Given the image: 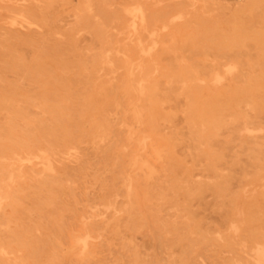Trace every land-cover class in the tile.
Returning a JSON list of instances; mask_svg holds the SVG:
<instances>
[{"label":"rangeland","instance_id":"1","mask_svg":"<svg viewBox=\"0 0 264 264\" xmlns=\"http://www.w3.org/2000/svg\"><path fill=\"white\" fill-rule=\"evenodd\" d=\"M38 4H39L40 8H39ZM17 6H18V9L20 7H21V9L18 10L16 8ZM32 6H35L36 9L34 10V8ZM0 7H1L0 8V43L4 41L3 42L4 44L1 43V45H0V77H1L0 78V92L2 91L1 93L3 96V98H2L0 95V101H2V99L6 100V98H7L8 100L1 103V104H3V103H7L8 101H10L9 99H11V103L8 102L9 103L8 107L6 106L7 104H4V105L0 104L2 106V108L4 107L2 109L0 106V108L3 110V111L0 110L1 111L0 112V125L2 126L3 124H5V125H3L2 128L0 127V131H2L4 128L8 129L9 125L15 124L14 126L16 128L18 127V130H16V131H18V133L21 134V133H23V130H24V132H26V131L28 132V127L30 128L32 125L33 127H31V128L36 130V131H34V130L32 131V130H30L31 128L29 129V131H30L29 134L34 132L33 133L34 136L31 135V137L32 136L33 137L32 138L30 137L31 139H33V143L37 144V142H40L39 140L42 139L41 140L42 144L39 143L40 145L39 144L35 145V148H37L36 146H38V145L40 146V148H43V149H45L46 147L48 148V147H52L55 145L54 147L58 151V153H56L55 156L53 157V161L55 162V164L52 161V163L54 164V165L52 164L53 167L51 166L52 171L50 169H46V170L42 171V169H43L42 165L38 164L35 169L41 173H37L34 177H30V178L24 177L18 184V187L20 186L19 190H21L22 188L25 187V188L29 189V192L27 189L25 190V188L22 189V191L18 190L17 195L15 197L16 199H14L16 201V203H18L17 204L18 206L14 202L13 205L9 204V205H11V207L10 206L6 207V215L7 216L5 215L6 217L4 219L6 221L0 222V223H5V225L0 224V234L2 233L0 235L1 236L0 238L2 239L4 235L6 236L8 234L6 237L4 236V238H5L4 241L6 242V240H7L8 243L13 241L11 244L9 243L10 245H12L11 249H12V247H14L13 248L14 250H17L18 252H20V253H18L15 251L14 252L15 255H16V253H17V255H20V256L24 254L23 258L27 259L32 264H33L34 260H35V264H59V260H61L60 264H62V263L63 264H240V263L246 264V261L249 262L247 264H260V254L262 252H264V250H263L264 238H262V235H264V187H263L264 186V107H263L264 106V104H263L264 103V91H263L264 90L263 89V87H264V0H11V1L10 0H0ZM8 7L10 8V10H8L9 9ZM11 7L12 8L14 7L13 8L14 12H13ZM30 7H32L33 9H31ZM119 7H121V8H119ZM135 7L139 11H135L136 10V9L134 10ZM137 7H140V8L142 7L141 8L142 10L140 8H137ZM6 8H8V9H6ZM24 8H26V9H24ZM28 8H30V9H28ZM37 8H39L40 10ZM145 8H146V10H145ZM143 9L146 11V13L150 12V14L145 15V13H144L145 11ZM15 10H16V12H15ZM37 10H38V12H36ZM97 10H99V12ZM26 11L29 12L30 14L27 13ZM132 11L134 14L132 13ZM32 13H34V15H36V16H34ZM35 13H39V14H35ZM135 13L137 15H135ZM28 14H29L30 18H27ZM20 15H21V17H20ZM132 16H134V18ZM145 16H148L149 21L148 20L147 21L149 22L150 25L146 24L147 21L145 19L146 18ZM149 16H151V19L149 18ZM116 17H118V18L120 17V19H117ZM31 18H33L32 21H31ZM139 19H141V21H139ZM143 19H145L144 21H146V23H144V25H143ZM152 19L156 20V21L150 23V21H152ZM34 20H37L38 23H36ZM120 20L123 23L119 22ZM133 22H134V26H133ZM26 24L28 25L27 27H26ZM120 24L124 25V27L121 26ZM140 24H141V26L142 25L143 26L139 27ZM105 25H107L106 26L107 28L105 27ZM137 25H138V27H136ZM145 25L148 26L147 27L148 31L145 30V27H146ZM143 27H144V29H143ZM99 28H101V30L103 29L105 31H101V30H99ZM125 29H127L128 31ZM135 29H138V31L136 32ZM245 29H246V31H245ZM140 30H142V31L139 32ZM100 31L102 33L106 32V34H104V33L100 34ZM124 31H126V32H124ZM143 31H144V33H143ZM9 32H10V34H9ZM12 32H13L14 37L12 36ZM7 33H8V35H7ZM119 34H120V36H119ZM101 35H105V37H103ZM106 35L107 36L114 35L115 37L117 35L118 37L115 38L114 36H112L114 38L111 39L110 38L111 36L107 37ZM139 35H140V37H139ZM11 36L13 38H11ZM259 36H260V38H258ZM2 37H4V39ZM5 37L9 38V40ZM100 37H101V39H100ZM1 38H2V40H1ZM119 38L122 41H120ZM5 39H7V40H5ZM103 39H104V42H103L104 44L101 45L100 43L103 41ZM113 39H115L117 42L114 43L115 40L113 41ZM130 39L133 42L130 41ZM136 39H139V40H136ZM100 40H102V41L100 42ZM118 40H119V42H118ZM123 40H126L127 43H129V44L126 45V43H124L125 41H123ZM153 40H154L155 44L157 43L156 45L152 42ZM109 42H110L111 47H114V48L118 44L117 47L119 46V48L123 49L124 50L123 53H126V51L128 52L129 49H130V51H129L130 53L133 51L131 53V55H133L134 53L136 54L138 52V54L140 56L138 54H136L138 56L137 57L134 54L137 58H134L135 57L134 55H133L134 57L131 56L132 59L134 58L133 59L134 62L131 59V61H132L131 66L133 68H137V66H139V65L140 66L146 65L151 70L153 68L154 69L157 68V69H155L157 71H154V69L152 71H149L150 72L149 73V80H148L147 84L151 83L150 85L155 86L156 90H157V87H159V83L162 84V85L160 84L161 88L163 86L166 87L169 85L168 86L169 88L167 87V93L164 92L165 88L164 89L162 88L163 89L162 90L159 87V90H157V92H159L160 90H161V92L162 91L164 92V94H165L164 96H163V93L161 94V96H163L164 98L160 96L161 92L158 94L155 91L156 93L153 97L154 99H151L152 103L148 99H143L139 102V105L142 107V109H144L143 110V112H144V115H143L144 123H143V125H142L143 127H141V129L146 130L147 132H149V131L152 132L154 139L158 138V139H156V142L158 144L157 143L154 144V147L158 152L159 151L162 152L161 149L163 148V153H165L164 152L165 149H166V152L168 153V154L167 153L164 154V155H166V157L168 155V157H167L168 160H167L166 157L162 155L163 153L159 152V154H161V157L163 156V158H162L163 160L161 159V157L158 156L159 158H157V159L160 161H158L157 159H156L157 162L155 159L150 161L151 170H149L145 166H139V165L135 164V162L133 161L135 157H140V156H138L139 152L134 150L135 144H134V141L131 140L130 129H129L130 127L136 126L135 121H134V115L129 109L132 102H138V99H136L137 95L135 93H132L131 95L130 94H125V95L123 94L120 96H116V95H114L113 92L110 93L111 90L109 89L110 92H106L107 90L105 91V93H108L109 96L99 95L98 97L100 99H98V97H97V100H99V101L96 102L95 106L100 107L98 109L99 112L97 110H95V108H93L94 109V111H93V109L91 110V109H87L88 107H83V106H86V105H84V102H86V99L84 100V97L87 98V96L91 95L94 92V89L96 86H99V85H102V83L103 84L105 83L106 85H104V86L107 87L111 83L119 84L120 82L125 83V81H126L125 77H127V75H126L127 73H126L125 68H123V67H125L123 64L124 60L122 58L123 53L122 52L119 53V50L117 51V48L114 49V48L109 47ZM120 42L124 43V44H122V46L124 45L125 47H120V45H121ZM7 43H8V45H7ZM9 43L12 46L9 45ZM141 43L145 46L141 45ZM5 44L7 47H11V49L7 48V47L5 48V46H4ZM96 44H98V45L96 46ZM153 44H154V46L152 47ZM99 45L101 46V48H99L100 47ZM107 45L111 49V51L109 48H107ZM103 46H106V48L105 47L103 48ZM127 46H128V49L125 50V48H127ZM135 46L137 49H138V46H140V47L137 50L136 48H133ZM145 48L147 50L146 55L144 54L146 51V50H144ZM99 49H101V50H99ZM15 50H16V54H13V53H15ZM97 50H99V51H97ZM102 50H104V51L102 52ZM9 51L13 52V53L11 54ZM91 52H93L94 54L92 53L93 54L92 55ZM108 52H109L110 56H108L109 55ZM148 52H150V53H148ZM9 53H10V55H9ZM17 53H20V54H17ZM95 53L97 54V56ZM101 53L103 54V56ZM36 54L37 55L39 54L40 57L37 56ZM42 54H44L45 56ZM98 54L99 55L101 54L100 60H98V58H100ZM111 54L112 55L114 54L115 56L113 55L114 56L113 57V56H111ZM153 54H156L157 57L154 56ZM18 55L20 56V59H19ZM21 55L22 56L24 55V57L27 60L24 58L25 61L22 62L23 58ZM41 55H42V58H41ZM88 55L89 56L92 55V57L93 56L94 57L93 58L90 57L91 58L90 59ZM120 55H121V57L119 58ZM143 55H145V56H143ZM11 56H13V58ZM76 56H77V58H76ZM107 56H108V58H107ZM43 57H45L46 60ZM53 57H54V59H53ZM55 57L58 60L55 59ZM112 57H113V61H111ZM116 57L118 59H115ZM141 57L144 59V62H141V61H143V59ZM144 57L147 59L145 60ZM5 58H7V60ZM10 58H12V60ZM14 58H15V61H18V60H21V61L16 62L17 65H14L15 64V62H13ZM37 58H38V60H37ZM48 58L49 59L51 58V61ZM78 58H80V61ZM83 58H84V60H83ZM88 58L90 60H88ZM121 58H122V60H121ZM34 59H36V60H34ZM65 59L68 62H66ZM8 60H11L12 62L8 63ZM55 60H57L58 66H56L57 62H55ZM63 60H64V63L66 62V64H63ZM82 60L85 62L81 63ZM136 60L138 61L137 63H136ZM5 61L9 64V66L7 63L6 64L4 63ZM38 61H40V62H38ZM70 61H72L74 64H77L78 66L74 65ZM92 61H93V65H94L93 67L96 68L97 70L93 69L92 63H91ZM98 61L101 63V65H100V63H98ZM121 61H123V62H121ZM21 62H22L23 66L20 65ZM33 62H35V63H33ZM76 62H78L79 64ZM31 63L34 64L33 65L34 67L31 65ZM67 63H69V64L72 63V64H70L68 66ZM88 63H91V64H88ZM115 63H116V65H115ZM120 63H122V64H120ZM10 64H12L13 66L10 67ZM25 64H28V66H26ZM83 64H85V65L87 64L86 66L88 67V65H89V67L85 68L84 67L85 65L82 66ZM118 64H119V67L120 66L122 67V69H121V67L120 68L118 67ZM48 65L49 66L51 65L50 66L51 68L47 67ZM72 65H73V67L71 68L70 66H72ZM15 66H19V67H15ZM40 66L41 67L44 66L43 68L47 67L44 70V72L48 73V74L47 73L45 74V76L47 75L46 79L44 78V72H42L43 68H40ZM105 66H106V68H105ZM115 66H117L118 68ZM7 67H10V68L8 69ZM24 67H25V70L27 71V73L24 72L25 71ZM30 67H31V69L29 70L28 68H30ZM65 67H66V69H65ZM69 67L71 69V72H70ZM189 67L192 71L186 70L187 73H185L186 71H184V70L187 68L189 69ZM52 68H53V71L51 70ZM61 68H63L64 70H62ZM166 68H167V72L172 70L171 73L170 72L165 73ZM193 68L196 70H194ZM13 69H16V71ZM18 69L20 70V72L18 71ZM84 69H86V70H84ZM182 69H184V70H182ZM31 70H33V71L39 70L36 73H39V72L40 73L36 74V76H35L33 73H31ZM49 70H50V72H49ZM112 70H114V71H112ZM65 71H67V72L65 73ZM76 71H77V73H76ZM107 71L110 74L108 73V75H107L106 74ZM160 71L164 73V74H162L161 78L159 77L160 75L157 73ZM179 71H181V72H179ZM193 71H194V73H192ZM198 71L201 73L203 72V75L200 73L201 77H200V75L199 76L197 75L199 73ZM207 71H208V73H207ZM15 72H17V73H15ZM116 72L118 74H116ZM161 72H160V74H161ZM173 72L175 73V75L173 74ZM188 72H191L194 77L196 75V77L194 78L195 80L193 82H191L193 79H191L189 81V79L193 76L190 77ZM29 73H30V75H29ZM100 73L101 74L104 73L103 74L104 76L100 77L99 76ZM122 73H124V74H122ZM176 73H178V74H176ZM183 73H184V77L187 78V76H189L188 77L189 79L185 78L184 81H187L185 83H183L184 82L183 81V79H184ZM204 73L206 75L208 74L209 77H206V75ZM220 73H222V74H220ZM166 74H168V75H166ZM169 74L172 76L174 75L175 76L174 79ZM185 74L187 76H185ZM24 75H26L29 79ZM92 75H94L93 77H97V76H99V77H97L98 79L97 78L95 79L92 77ZM163 75L164 76L166 75V77L163 78L164 77ZM118 76H120V78L121 77H123V78L120 79ZM197 76L199 77V79ZM91 77H92V80L90 79ZM170 77L172 78V81H171ZM180 77L182 79L181 81L179 79ZM30 78L31 79L34 78V79H32V81H31ZM53 78H54V81H53ZM81 78H83V79L81 80ZM201 78H203V80H200ZM204 78H207V79L205 80ZM2 79L5 82L1 83ZM35 79H36V82H34ZM42 79H43L42 82L45 83L46 85H44L41 82ZM47 79L51 80V81L49 82V81H47ZM68 79H70V80H68ZM79 79H80V81H82L81 83L84 85H85L86 81L87 82L89 81V82L86 83V85L84 86L80 83ZM88 79H90L91 81ZM100 79L102 81H100ZM11 80L14 82H11ZM55 80H57V82ZM83 80H84V82H83ZM118 80H119V82H118ZM169 80L171 83L169 82ZM71 81H72V83H71ZM93 81H94V83H92ZM149 81H152V82L149 83ZM54 82H56V83H54ZM156 82L158 83V86L156 85L157 84ZM179 82L183 83L181 86L183 89H181V88L178 89V87H176V86L180 87L181 83H179ZM238 82H240V83H238ZM251 82H252V85H251ZM254 82H256L257 84ZM38 83H40L41 85L43 84V85L42 86L40 84L38 85ZM61 83H63V84H61ZM90 83H92V84H90ZM195 83L196 84L200 83L197 85L201 89L200 91L197 90L198 89L197 86L195 87V85H196ZM249 83H250V85H248ZM259 83H260V86H259ZM76 84L79 85L80 87L77 86ZM97 84H99V85H97ZM164 84H166V85H164ZM242 84H243V88H245V89L241 88ZM261 84L263 87H261ZM1 85H3V86L1 87ZM15 85L19 86V88ZM73 85L74 86L76 85V86L73 87ZM190 85H191V87H190ZM192 85L194 88L192 87ZM257 85L259 86V88L257 87ZM24 86H25V88H24ZM61 86H62V88H61ZM188 86H189V89L192 88V89H190L192 91L187 89ZM224 86L226 88V90H225L226 92L224 91V89H225V88H223ZM250 86H252V87H250ZM6 87L8 89L9 88L10 89L4 90L3 88H6ZM201 87H203V88H201ZM1 88H2V90H1ZM11 88L15 89L14 91L16 92V94ZM76 88L77 89L79 88L78 89L79 94L77 93ZM240 88H241V90H243V91H240V93L242 92L241 94L239 93ZM256 88H258L260 91L262 90L263 93H261L262 91L261 92L257 91L258 89H256ZM16 89H18V92L16 91ZM25 89H27L29 91H27V90L25 91ZM35 89H37V90H35ZM81 89L83 90V93H82ZM84 89H86V90H84ZM168 89H170V90H168ZM6 90H7V92H5ZM176 90H178V91H176ZM185 90H187V91L184 93L183 91H185ZM212 90L214 92H211ZM232 90L234 93L231 92ZM237 90H238L239 94L237 93ZM244 90L247 92V94ZM255 90H256V93H255ZM11 91H13V93H11ZM197 91L199 93H201V96L199 95V93ZM217 91L219 93H222V95L224 94L223 96L228 95L227 98L226 97L221 98V94L218 95L219 93H216ZM227 91H229V92H227ZM72 92H74V93H72ZM210 92L212 94V97H214L213 93H215L214 98L211 97ZM18 93H19V95H17ZM42 93H44V94H42ZM56 93L58 96L56 95ZM186 93H188V94H186ZM228 93L230 94V98H228L229 97ZM236 93L239 95V97H237ZM258 93H259V95H258ZM32 94H34V96H32ZM36 94H37V96H36ZM39 94H40V97H39ZM49 94H51L53 96H50ZM74 94H75V96H74ZM82 94H83V96L86 94V96L83 97ZM234 94L236 95V97ZM112 95L115 98L112 97ZM189 95H191L193 98L190 96L191 98L189 99ZM194 95H195V97H194ZM208 95H210V96L208 97ZM18 96L24 100L21 101L19 98L20 102L17 101ZM27 96H29L28 98H30V96H32V98L34 97L33 98L34 102L37 101L36 97H38L39 98L38 101L41 102L40 104L38 102V104L40 106H38L37 102L35 104L33 102V99H31V98L28 99ZM73 96L76 100L73 98ZM76 96H77V98H76ZM216 96L218 98H221V100L223 99L222 103L225 102L227 104V103H230L232 101V104L230 103L231 105L230 104L225 105V103L222 104L221 100L219 99V101H218V102H220L219 105H221V104H222L221 106L224 105L222 108H225L227 106V109H225L226 111L222 112L221 106H219L218 107L219 109H217V106H218L217 103L218 102L216 103V101L218 99L215 100ZM242 96L245 97V99H243L244 101H242V98H244ZM253 96H254V98H253ZM255 96H256L257 100L259 98L258 101L255 99ZM262 96H263V100L261 99ZM50 97H53V98H50ZM105 97H107L108 99H106ZM210 97L212 98V101L209 100L210 101L209 102L208 99ZM234 97L237 100H234L235 99ZM186 98L188 100V103L190 102L189 104H187ZM194 98H195V100H193ZM232 98H234V99L230 100ZM238 98L239 99L241 98V100H239ZM12 99H13V101H12ZM70 99L72 101L75 100L76 103H74L75 101L70 102L71 101ZM80 99H81V101H80ZM110 99H111V101H109ZM201 99L202 100L204 99V100L201 101ZM227 99L230 102H226V101H228ZM250 99L252 101L254 100L255 103L251 102ZM28 100H29V103H28ZM116 100L119 101V103H117ZM162 100L163 101L165 100V102L164 103L160 102ZM77 101H78L79 105H81V103H83L82 104L83 106L76 105ZM124 101H126V102H124ZM157 101H159V102H157ZM195 101H198L199 102L198 105L199 104L202 105L201 107H203V108L207 106L206 104H209V103L211 105L214 104L213 105L214 110L212 113L214 115L215 114H217V115L215 116V118H214V115H212L213 118L215 119V123L213 125V128H211L212 130L209 129L208 126L204 127L201 120L196 121L199 119L194 118L193 117L194 113L189 112V111H193V109L195 107V104H194ZM207 101H208V103H207ZM235 101L236 102L238 101L237 104L240 103L237 105L238 107L234 106V105H236ZM248 101H249V103H248ZM42 102H44L45 104ZM106 102H108V103L106 104ZM15 103H16V105H15ZM71 103L74 104V107L76 106L75 109L72 108L73 105L71 106ZM154 103L156 105L159 103L157 105L158 107ZM251 103H252V105H250ZM17 104H19V105H17ZM32 104H33V107H32ZM150 104H152V105H150ZM190 104H192V105H190ZM203 104L206 106H204ZM14 105H15V108L13 107ZM41 105H43V106L41 107ZM102 105L105 106L106 108L103 107ZM119 105H120V107H119ZM147 105H149V107L150 106L151 107L153 106V107L148 109ZM188 105H190V106H188ZM258 105H259V108H261V109L258 108ZM22 106H24V107H22ZM109 106H110V108H109ZM10 107H11V109L9 110V112L11 111L10 112L11 115L9 114L8 111H5V110H8V108H10ZM39 107H41L42 109H39ZM70 107H71V109H70ZM256 107H257V109L254 110ZM16 108H18L20 111ZM20 108H23V109H20ZM43 108H46V109L43 110ZM47 108H49V109H47ZM103 108H104V111H106V110L107 111L104 112ZM228 108L229 109L233 108V109L228 110ZM13 109L15 110V112H16V110H18L19 112H16L13 114V112H14ZM26 109H27V111H26ZM156 109H158L157 112H156ZM189 109H191V110H189ZM28 110L30 111V114H28V116H26V114L29 113ZM58 110L61 112H59ZM71 110L72 111L74 110L75 113L77 112L76 114H78V115H75L74 111L72 113ZM218 110L220 112H222L223 115L225 113L229 114L228 111H231L232 117H234V118L231 119V114L230 115L225 114V116L223 117L222 114L218 113L219 112ZM253 110L257 111V112L255 113ZM24 111H26L27 113L25 112L26 113L25 114ZM42 111H43V113H42ZM80 111H82L81 114H80ZM86 111H88L89 113H86ZM214 111H216V113H214ZM233 111H235V113ZM239 111L242 112V114ZM20 112H23L25 117L23 115H20L19 114ZM39 112H40V114H39ZM102 112H103V114H102ZM110 112L112 113L111 114L112 116H109ZM146 112H147V114H146ZM160 112L163 114L161 115ZM47 113H49L50 115H47ZM90 113H93V114L90 115ZM99 113H101L102 116ZM236 113H237V116H236ZM8 114L10 116L13 115L14 118H13V116L10 118L8 116ZM85 114L87 116H85ZM88 114H89V116H92V115H94V116H92V118H89ZM97 114L101 117H99ZM114 114H116V115H114ZM122 114H123V116L121 117ZM157 114L159 116H157ZM191 114H192V116H191ZM210 114H209V116H210ZM33 115H34V117L38 115L36 118H41V119L40 120L36 119V118L32 117ZM45 115H47L46 117L51 116L53 118H51V117L46 118ZM56 115H58V116H56ZM69 115H72V116H69ZM73 115H75V116H73ZM81 115H82V117H81ZM119 115H120V118H119ZM218 115L220 118L218 117ZM19 116H22L24 119L22 117H20V119H19ZM96 116H98V118ZM212 116H211V118H212ZM16 117L18 118L17 119L18 121L16 120ZM30 117H31L30 120H32V118H33V120H32L33 122L30 120L26 121ZM151 117H152V119H151ZM221 117H223V118H221ZM239 117L242 119L240 120ZM21 118H22V120H21ZM75 118H77L78 120ZM84 118H85V122H84ZM213 118H212V120H213ZM235 118H237L240 121L236 120ZM246 118H248V119H246ZM34 119H35V121H34ZM43 119H45V120L43 121ZM50 119H52V121ZM62 119H63V122H62ZM111 119L114 121L111 122ZM193 119L195 122L193 121ZM219 119L220 120L222 119V121H223L222 125H221L222 121H221V123L218 122ZM11 120H13L14 123ZM41 120H42V122H39ZM48 120H49V122H48ZM117 120L118 121L121 120V121L118 122ZM123 120L125 122H123ZM246 120H248V121L246 122ZM53 121L56 123H54ZM235 121H237V122H235ZM28 122H31V125ZM45 122H46V126H48V124L51 123L50 126H48V127H50V130H48V131L51 132L53 130L52 133L56 134V137H51V136H48L45 134H44L45 136H43L42 131H41L42 134L40 133V130H42L41 127H43V125H45ZM47 122H48V124H47ZM66 122L68 123L69 126L71 125L70 127H73L75 125L76 128H75V126L73 128H70ZM82 122H84L85 125ZM86 122H89V123H86ZM243 122H244V124H243ZM9 123H11V124H9ZM17 123H19L18 125H20V123H23L22 125H20L22 127V129H23V125L26 124L25 125L26 127L25 126L24 127L27 129H23L21 131V129H19L20 126H17ZM70 123H72V124H70ZM217 123H219L221 126ZM247 123L250 125H248ZM6 124H8V125H6ZM37 124H39L38 126H40V124H41L39 130H38L39 127L37 126ZM90 124H93V125L90 126ZM151 124H152V126H151ZM51 125H53V127ZM99 125H100L101 129H103L102 134L99 136H95L93 134V132L95 131L94 128L96 126H99ZM129 125H131V126H129ZM153 125H154V127H153ZM245 125L248 128L245 127ZM46 126H44V127L47 129L48 127H46ZM65 126H67L68 130L66 129ZM80 126L81 127L83 126L84 130H82V128ZM56 127H57V129H56ZM91 127L94 130H92ZM242 127H244L245 129H249V131L248 130L244 131L245 129H242ZM45 128H43V129H45ZM52 128H54V129H52ZM89 128H90V130H86ZM158 128L160 130H158ZM197 128L199 129V131ZM252 128L254 130H252ZM55 129L57 132L55 131ZM62 129L63 130L65 129V132ZM128 129H129V131H128ZM59 130H61V131H59ZM66 130H67L68 135H66L67 134ZM78 130H80V131H78ZM124 130H126V132ZM215 130L217 133L215 132ZM62 131L64 132V134L62 133ZM84 131H85V135H83ZM78 132H80L81 134ZM207 132H209V134H211L212 136L211 135L207 136ZM87 133H89V134H87ZM3 134H5V133H3ZM36 134H37V136L39 134V136L41 138L40 139H38L39 137L36 138V136H35ZM58 134H60L61 140L59 139L60 136ZM71 134H74V136ZM76 134H77V136H75ZM0 135L2 136V138L4 137L2 139L0 136V143H1V142L5 141L6 134L5 135L0 134ZM57 135H58V137H57ZM64 135L67 136V138L69 136V138L67 139ZM119 135H120V137H119ZM21 136L23 137V135H21ZM62 136H64V137L62 138ZM159 136H160V138H159ZM164 136L169 137V139H171L170 140L171 142L169 141V139L167 137L166 138L168 140L163 139ZM199 136L201 139L199 138ZM44 137H45V139H44ZM47 137H49V139ZM81 137H83V138H81ZM97 137H99L98 138L99 140L96 139ZM209 137H211V139H209ZM52 138H53V140H56L58 142L53 141ZM64 138H66V140ZM92 138H93V141L91 140ZM118 138H119V140H118ZM197 138L200 140H198ZM43 139L45 142L47 141L48 143L47 142L45 143L43 141ZM72 139H74V141ZM79 140H81V141L79 142ZM101 140H103V141L101 143H98ZM158 140H161V141H159L161 143H159ZM162 140H164V141L162 142ZM202 140H205V141L203 142ZM68 141H69V143L72 142V143H70V146H69V143H67ZM76 141H78V142H76ZM95 141H96V143H95ZM109 141L110 142L112 141L111 144H109ZM61 142L64 144V146H63V144H61ZM118 142H119V144H117ZM131 142H133V144H129ZM166 143L169 144V146ZM170 143H173V144H170ZM71 144L73 145V147ZM46 145H48V146H46ZM58 145L60 147H65V149L58 148ZM118 145L120 147H118ZM166 145L168 148L167 147L165 148ZM43 146H45V148ZM75 146H77V147H75ZM93 146H95V147H93ZM128 146H129V150L132 147V150H131L132 152L125 151V150H128L127 149ZM81 147H82V150L80 149ZM125 147H127V148H125ZM87 148H88V150H87ZM78 151H79V153H78ZM80 152H81V154H82V152H84V153L82 155H79ZM170 152H171V154H170ZM59 153H60V155H58ZM65 155H67V157ZM73 155L75 156V159H74ZM78 155L81 158H79ZM56 156H58L59 158L57 157L58 158L57 159ZM116 156H119V158H117ZM131 156L133 158H131V161H129ZM141 156H142V154H141ZM64 157H66L67 159H64ZM72 158H73V160H72ZM143 158H144V156H143ZM55 159H57L58 161ZM59 159H61V161H59ZM82 160H84V161H82ZM114 160L117 162V163L115 162L116 164H114ZM67 161H69V162H67ZM107 162H108V164H107ZM132 162H133V164H132ZM104 163H106V165ZM103 164L105 167L100 168L101 166H103ZM115 165H116V167H115ZM133 165L134 166L136 165V166L133 167ZM60 166H61V168L63 166V169L65 172L60 168ZM108 167H110V168H108ZM113 167H115V168H113ZM130 167H132V168L130 169ZM54 168H58V169H55L56 170L55 171ZM104 168L106 171L104 170ZM111 168H112L113 172H115V173L112 172ZM126 168H127V170H126ZM144 168H146V170ZM152 168L155 169V171ZM100 169L101 170L103 169L104 171L103 170L101 171ZM141 169H143V170H141ZM57 170H59L58 174L60 173L59 175H61V176H59V175L56 176ZM120 171H122V172H120ZM135 171H137V173L134 174ZM141 171H142V173H141ZM45 172H47L48 175L52 174L51 176H49L50 178L47 175V179H46V180H48L47 184H46V180H45V176H46ZM68 172H70L69 174L71 177H69ZM97 172L98 173L100 172V174H98ZM116 173H117L116 177L115 176L113 177V174L115 175ZM118 173H120L121 175L120 174L118 175ZM140 173H141V175H140ZM144 173H147V174H144ZM62 174H64V175H62ZM122 174H124V175H122ZM149 174H150V176H149ZM151 174H152V177H151ZM153 174L155 175V177ZM65 175L67 176V178ZM125 175L127 177H125ZM132 175H133V177H132ZM63 176H65V177H63ZM93 176L96 177L98 183L96 182L95 177H93ZM102 176H103L104 180H103ZM117 176H119V179L117 178ZM120 176H122V178ZM68 177L73 180V182L71 180V184L69 182L70 179ZM105 177H106V179H105ZM100 178H102L101 180H103L102 181L103 183L101 182V180H100V182L98 181ZM31 179L34 180V182H32ZM49 179L50 180L52 179L54 182H50ZM60 179H62V180L64 179V180L62 181ZM93 179L95 180V182L93 181ZM148 179H150V180H148ZM43 180H45V185H47V187L43 184L44 183ZM105 180H107V182ZM122 180H124V182ZM29 181H31L32 183ZM111 181H113V182H111ZM134 181H136V182H134ZM130 182H131V185H130ZM89 183H91V184H89ZM117 183L119 185H117ZM39 184H42V185H39ZM53 184H54V186H53L54 189L52 188ZM50 185H51V187H50ZM114 185H117V186L115 187ZM35 186H37L38 188ZM69 186H73L72 188L73 189L75 188V190L73 191V189ZM108 186H110L109 187L110 189H108ZM111 186L115 189H112ZM42 187H43V190H42ZM104 187H107V188H104ZM126 188H127V190H126ZM129 188H134V189H133V191H131V189H129ZM47 189H49L50 192H49V190L47 191ZM71 189L74 193L73 192L70 193ZM111 189L113 191H111ZM23 190H24V192H23ZM147 190H149V191H147ZM45 191H47V192H45ZM53 191H55V193ZM135 191H137V192L133 193ZM20 192L23 193L24 195H22ZM41 192H42V195H41ZM48 192H49V194H48ZM59 192L61 193V195ZM123 192H124V194H123ZM147 192H148V194H147ZM56 193H59V197H58V194H56ZM26 194H27V196H26ZM50 194L52 196H49V198H48L47 196ZM73 194H75L76 197H75V195L73 196ZM105 194L106 195L108 194V195L106 196ZM18 195H20V197ZM69 195L70 196L72 195L71 196L72 198ZM136 195H137V197H136ZM33 196H34V198H33ZM101 196L103 197L102 202L100 201L101 199H99V198H101ZM130 196L132 198H130ZM147 196L149 197L148 199H147ZM133 197L135 198V200ZM44 198L47 200H44ZM112 198H115V199H112ZM123 198L126 200V202ZM164 198L167 200H165ZM63 199L64 200L67 199V202L65 201L66 203H64ZM109 199L111 202L109 201ZM136 199H138V201L140 200L139 201L140 204L137 202ZM142 199H143V201H142ZM19 200H21L22 202ZM41 200H44V201L42 202ZM60 200H62V201H60ZM98 200L100 201L99 202L100 204H98ZM116 200H118V201L116 202ZM122 201H123V203H122ZM129 201L133 202L134 204H136V203L137 204L134 205L133 203H131ZM60 202L61 203L63 202L62 205L64 204L63 206L66 205V207H63V206L61 207ZM42 203L45 206L47 205L46 206L47 208H45V206L42 205ZM56 203H58L59 206H58V204L56 205ZM69 203H70V205H69ZM92 203H93V205H92ZM121 203L123 206H121ZM128 203H130L129 206L131 207V209L128 206ZM19 204H21V205H19ZM35 204H38V205H35ZM96 204H98V205H96ZM102 204H104V205H102ZM40 205L44 206V207H40ZM55 205H56V207H55ZM91 205L93 206V208L91 207ZM14 206L16 208L17 207L18 208L16 209ZM21 206H23V207H21ZM67 206H68V208H67ZM70 206H74V207H70ZM113 206H115V207H113ZM133 206L135 208L137 206L138 209L136 208V210H135V208H133ZM30 207L33 210V212L36 211L33 213V215H32V210H30ZM98 207H100V208L98 209ZM127 207H128V209H126ZM51 208L53 209L52 210L53 213H51L52 212ZM72 208H75V211H72ZM96 208H97V210H99V212H97ZM118 208L120 211L118 210ZM140 208H142V210H140ZM15 209H16V211H15ZM39 209L43 210V211L47 210V212H49V213L43 212V215H41L42 212L40 213ZM101 209H103L104 212ZM242 209L244 210L245 214L243 211L241 213L240 210H242ZM19 210H21V211H19ZM26 210H28V211L30 210L29 211L30 213ZM77 210L80 212V214ZM126 210L128 212L133 210L134 214H133V212L128 213ZM10 211H13V212L11 213ZM55 211H57V212H55ZM61 211H62V214L59 213ZM66 211H68V212H66ZM142 211H143V213H142ZM144 211H148V212L144 213ZM81 212H82V214H81ZM118 212H120V213H118ZM9 213L13 214V216L11 215L12 216L11 217L10 215H8ZM17 213L20 215L18 216ZM21 213H22V215H21ZM39 213H40V216H38ZM57 213H59L60 215ZM84 213H87L88 217ZM96 213L97 214L100 213L101 215L99 214L96 217ZM109 213H111V214H109ZM251 213L253 214V222H251L252 216H249V214L252 215ZM14 214L16 215L15 219H14V216H15ZM90 214H91V218H90ZM136 214H137V216H136ZM246 214L248 216H246ZM44 215H45V217H44ZM56 215H58L60 218ZM62 215H64L65 218H62L61 217ZM76 215H78V216H76ZM255 215H257L256 218H255ZM23 216H24V218H23ZM25 216H26V220H25ZM94 216H95V218H94ZM116 216L118 217V219ZM236 216L238 218H236ZM28 217L33 221V223L36 221L35 224H33V223H31L32 221L29 219L30 225L33 224L35 226L29 225L30 227H28V224H27V223H29ZM32 217H34V218H32ZM35 217H37V218H35ZM52 217H54V218H52ZM57 217L59 218V222L61 221L60 223L58 222ZM105 217H108V218H105ZM16 218H18V219H16ZM104 218L106 219V221H104L105 220ZM247 218H250V219H247ZM96 219H98V220H96ZM113 219L115 220V222ZM235 219H237V220H235ZM244 219H245V224L246 223L248 224V221L250 220V222L248 224L249 226L244 225ZM7 220L10 222L12 221V222L10 223ZM75 220H76V222H75ZM85 220L86 221H92V222L98 221V223L94 222L95 228L98 230L97 232L95 230L96 238H95L94 242L92 243L90 249L83 254L75 252V251L72 253H67L66 250L69 249L70 245H71L70 244V242H71L70 237H72V234L74 233V231L80 227L82 221H85ZM118 220H119V222H118ZM24 221L25 222L27 221L26 222L27 227H25L26 224ZM43 221L45 223H43ZM47 221L51 222V223H48ZM99 221H100V223H99ZM110 221H111V223H110ZM6 222H7V224H9V226L7 225V227H6ZM14 222L19 224V226L17 224H13ZM58 223L62 229L59 228L57 225L53 226V225L58 224ZM76 223H78V224H76ZM120 223H121V225H120ZM36 224H40V227H38V225H36ZM49 224H52V225H49ZM250 224H252L251 227H250ZM47 225H49V227H50L49 229H48V227L46 229L45 226H47ZM104 225L106 226V228L104 227ZM242 225H244V226L242 227ZM42 226H44V227H42ZM74 226H75V228H74ZM112 226L113 227L117 226L116 228L114 227V231H113ZM21 227L23 229L27 228L28 233H26L27 232L26 230L21 229ZM32 227H33V229H32ZM232 227L234 228V230L232 229ZM245 227H246V229H245ZM2 228H4L3 231H1ZM7 228H9V229H7ZM18 228H20L19 231H18ZM51 228H53L54 231ZM237 228H238V230L236 232ZM5 229H6V231L4 232ZM28 229L29 230L31 229V231H29ZM72 229H73V231H72ZM22 230L25 232H23ZM32 230H33V232H32ZM36 230H38L39 232ZM50 230H52L53 232H51ZM241 230H243V231L241 232ZM244 230H246V231H244ZM250 230L253 233H251ZM10 231L12 232V234ZM20 231L23 233H21ZM41 231L44 232L45 234L46 233L47 234L45 235L44 233H41ZM116 231H117V233H115ZM34 232H36V233H34ZM13 233L16 236H14ZM16 233L21 234V235L17 236ZM48 233H50L49 234L50 238L48 237ZM52 233H55V234L53 235ZM9 234H11V235H9ZM30 234H32L34 236H32ZM252 234H253V237L251 236ZM245 235H246V237H245ZM19 236L20 237L22 236L21 239H19ZM46 236H47V238H46ZM10 237H13V238H11V240H10ZM14 237H16L19 240H17ZM23 237L26 238L25 241L27 240V243H25V241L23 240L24 239ZM38 237H39V239H38ZM31 238H32V241L30 243ZM258 238H260V239L262 238V239L258 240ZM36 239H38V241H36ZM41 239H42V241H39ZM43 239H44V241H48V242L45 243L43 241ZM20 240H23L24 242H21L18 244V242ZM57 240H59L58 241L59 243L61 242L62 246L59 245ZM227 240H228V242H227ZM252 241H254L255 243ZM14 242H15V244L17 242L18 245L16 244L17 245L16 246L14 244ZM40 242L41 243L44 242V243H42L43 245H41ZM52 242H53V244H52ZM28 243H30V244L27 245ZM66 244L68 245V247ZM21 245L23 247H21ZM40 245L42 248L40 247ZM257 245L259 247L260 246H262V247L259 249V247ZM92 246L93 247L95 246L96 248H93ZM26 247H27V249H26ZM30 247L32 250H30ZM36 247L38 250H36ZM247 247H250L249 248L250 250ZM33 248L37 252L33 251ZM45 248H46V250H42ZM13 249H12V252L14 251ZM257 249H259V250H257ZM245 250H247L248 252ZM38 251H39V255H41L42 257H45L47 260L44 261L45 258H42L38 254L36 255L35 253H38ZM59 251H60V253H59ZM256 251H257V253H256ZM48 252H50V253H48ZM56 252H57V254H56ZM89 252L90 253L92 252V253L90 254ZM248 253H250V254L253 253V254L251 256ZM60 254H61V256L63 255L62 258L60 257ZM93 254H94V256H93ZM15 255L13 256V258L15 257ZM57 256H59L60 258H58ZM91 256H92V258H91ZM64 258L66 260H64ZM74 258L77 260H75ZM240 259H242V260L239 261ZM40 260H42V262ZM244 260H245V262H244ZM3 261H4L3 263L6 264V262H5L6 260L3 259ZM82 261H83V263H82ZM0 263L2 264V261H0Z\"/></svg>","mask_w":264,"mask_h":264},{"label":"bare ground","instance_id":"2","mask_svg":"<svg viewBox=\"0 0 264 264\" xmlns=\"http://www.w3.org/2000/svg\"><path fill=\"white\" fill-rule=\"evenodd\" d=\"M10 1H11V0H10ZM32 2H33V1H32ZM41 2H42V1H41ZM45 2H46V1H45ZM78 2H79V1H78ZM54 3H55V2H54ZM57 4H58V3H57ZM59 4H60V3H59ZM126 4H127V3H126ZM138 4H139V3H138ZM122 5H123V4H122ZM130 5H131V4H130ZM133 5H134V4H133ZM135 5H136V4H135ZM253 5H254V4H253ZM38 6H39V4H38ZM32 7L34 8V10L36 9L35 6H32ZM32 7H30V8L33 9ZM36 7H37V6H36ZM54 7H55V6H54ZM0 8H1V7H0ZM8 8H9V7H8ZM8 8H6V9H8ZM11 8H12V7H11ZM13 8H14V7H13ZM13 8H12V10H13V12H14V9H13ZM16 8L18 9V6H17ZM30 8H28V9H30ZM39 8H40V6H39ZM39 8H37V9H39ZM42 8H43V7H42ZM119 8H121V7H119ZM124 8H125V7H124ZM137 8H140V7H137ZM141 8H142V7H141ZM141 8H140V9H141ZM19 9H21V7H20ZM19 9H18V10H19ZM24 9H26V8H24ZM24 9H23V10H24ZM122 9H123V8H122ZM125 9H126V8H125ZM135 9H136V7L134 8V10H135ZM8 10H10V8H9ZM39 10H40V9H39ZM41 10H42V9H41ZM141 10H142V9H141ZM143 10H144V9H143ZM145 10H146V8H145ZM145 10H144V11H145ZM24 11H25V10H24ZM97 11L99 12V10H97ZM135 11H139V10L136 9ZM15 12H16V10H15ZM17 12H18V11H17ZM26 12H27V11H26ZM26 12H25V13H26ZM32 12H33V11H32ZM36 12H38V10H37ZM127 12H128V11H127ZM141 12H142V11H141ZM141 12H140V13H141ZM148 12H149V11H148ZM27 13H29V12H27ZM27 13H26V14H27ZM132 13H133V11H132ZM144 13H145V15H146V14H147V15L150 14V12H149V13H146V11H145ZM154 13H155V12H154ZM223 13H224V12H223ZM29 14H30V13H29ZM29 14H28V17H27V18H30V17H29ZM32 14L34 15V13H32ZM35 14H39V13H35ZM85 14H86V13H85ZM133 14H134V13H133ZM131 15H132V14H131ZM135 15H137V14L135 13ZM34 16H36V15H34ZM84 16H85V15H84ZM160 16H161V15H160ZM20 17H21V15H20ZM32 17H33V16H32ZM103 17H104V16H103ZM132 17L134 18V16H132ZM135 17H136V16H135ZM140 17H141V16H140ZM140 17H139V18H140ZM145 17H146V18H145L146 21H147V20L149 21L148 16H145ZM34 18H35V17H34ZM116 18H117V19H120V17H119V18L116 17ZM116 18H115V19H116ZM133 18H132V19H133ZM149 18L151 19V16H149ZM160 18H161V17H160ZM171 18H172V17H171ZM84 19H85V18H84ZM141 19H142V18H141ZM141 19H139V21H141ZM145 19H143V25H144V23H146V21H144ZM154 19H155V18H154ZM194 19H195V18H194ZM32 20H33V18H31V21H32ZM160 20H161V19H160ZM201 20H202V19H201ZM34 21H35L36 23H38L37 20H34ZM48 21H49V20H48ZM50 21H51V20H50ZM108 21H109V20H108ZM123 21H124V20H123ZM148 21H147L146 24H149ZM154 21H156V20H153V19H152V21H150V23H152V22H154ZM158 21H159V20H158ZM161 21H162V20H161ZM20 22H21V21H20ZM119 22H122V21L120 20ZM130 22H131V21H130ZM162 22H163V21H162ZM172 22H173V21H172ZM221 22H222V21H221ZM225 22H226V21H225ZM52 23H53V22H52ZM85 23H86V22H85ZM122 23H123V22H122ZM18 24H19V23H18ZM22 24H23V23H22ZM24 24H25V23H24ZM48 24H49V23H48ZM128 24H129V23H128ZM153 24H154V23H153ZM100 25H101V24H100ZM100 25H99V26H100ZM120 25L124 27V25H122V24H120ZM143 25H142V26H143ZM149 25H150V24H149ZM165 25H166V24H165ZM23 26H24V25H23ZM27 26H28V25L26 24V27H27ZM77 26H78V25H77ZM99 26H98V27H99ZM101 26H102V25H101ZM106 26H107V25H105V27H106ZM131 26H132V25H131ZM133 26H134V22H133ZM142 26H141V24H140L139 27H142ZM145 26H146V27H145V30L148 31V28H147L148 26H147V25H145ZM154 26H155V25H154ZM24 27H25V26H24ZM50 27H51V26H50ZM54 27H55V26H54ZM89 27H90V26H89ZM136 27H138V25H137ZM150 27H151V26H150ZM152 27H153V26H152ZM165 27H166V26H165ZM14 28H15V27H14ZM31 28H32V27H31ZM106 28H107V27H106ZM129 28H130V27H129ZM132 28H133V27H132ZM134 28H135V27H134ZM146 28H147V29H146ZM127 29H128V28H127ZM127 29H125V30H127ZM143 29H144V27H143ZM143 29H142V30H143ZM149 29H150V28H149ZM20 30H21V29H20ZM97 30H98V29H97ZM99 30H101V28H99ZM135 30H136V32L138 31V29H135ZM142 30H140L139 32H141ZM145 30H144V31H145ZM152 30H153V29H152ZM61 31H62V30H61ZM101 31H105V30L102 29ZM101 31H100V34H103V33L106 34V32H103V33H102ZM127 31H128V30H127ZM144 31H143V33H144ZM233 31H234V30H233ZM245 31H246V29H245ZM94 32H95V31H94ZM114 32H115V31H114ZM124 32H126V31H124ZM14 33H15V32H14ZM80 33H81V32H80ZM122 33H123V32H122ZM122 33H121V34H122ZM225 33H226V32H225ZM9 34H10V32H9ZM145 34H146V33H145ZM7 35H8V33H7ZM146 35H147V34H146ZM146 35H145V36H146ZM235 35H236V34H235ZM255 35H256V34H255ZM9 36H10V35H9ZM12 36H13V32H12ZM12 36H11V38L14 37V36H13V37H12ZM20 36H21V35H20ZM101 36L105 37V35H101ZM106 36H107V35H106ZM110 36H111V35H110ZM110 36H107V37H110ZM112 36H114V35H112ZM112 36L110 37L111 39L115 37V36H114V37H112ZM119 36H120V34H119ZM142 36H143V35H142ZM7 37H8V36H7ZM7 37H5V38H7ZM93 37H94V36H93ZM103 37H102V38H103ZM117 37H118V36L116 35L115 38H117ZM139 37H140V35H139ZM2 38L4 39V37H2ZM2 38H1V40H2ZM151 38H152V37H151ZM258 38H260V36H259ZM7 39L9 40V38H7ZM7 39H5V40H7ZM100 39H101V37H100ZM119 39H120V38H119ZM141 39H142V38H141ZM12 40H13V39H12ZM93 40H94V39H93ZM114 40H115V39H113V41H114ZM133 40H134V39H133ZM136 40H139V39H136ZM148 40H149V39H148ZM10 41H11V40H10ZM101 41H102V40H100V42H101ZM105 41H106V40H105ZM120 41H122V40L120 39ZM123 41H125L124 43H126V45L129 44V43H127L126 40H123ZM128 41H129V40H128ZM130 41H132V40L130 39ZM141 41H142V40H141ZM146 41H147V40H146ZM3 42H4V41H3ZM3 42H1V43H3ZM6 42H7V41H6ZM6 42H5V43H6ZM103 42H104V39H103V41H102L100 44H101V45L104 44ZM115 42H117V41L115 40L114 43H115ZM118 42H119V40H118ZM132 42H133V41H132ZM132 42H131V43H132ZM149 42H150V41H149ZM152 42L155 44L154 40H153ZM152 42H151V43H152ZM1 43H0V45H1ZM10 43H11V42H10ZM10 43H9V45H11ZM112 43H113V42H112ZM120 43H121V42H120ZM124 43H121L120 47H125L124 45L122 46V44H124ZM131 43H130V44H131ZM3 44H4V43H3ZM116 44H117V43H116ZM154 44L152 45V47L154 46ZM156 44H157V43H156ZM156 44H155V45H156ZM238 44H239V43H238ZM7 45H8V43H7ZM97 45H98V44H96V46H97ZM105 45H106V44H105ZM117 45H118V44H117ZM117 45H116V46L114 45L115 48H117V51L119 50V53H120V52L123 53L124 50L121 49V48H119V46L117 47ZM139 45H140V44H139ZM141 45H143V44L141 43ZM4 46H5V48L7 47L6 44H5ZM11 46H12V45H11ZM99 46H100V45H99ZM143 46H145V45H143ZM2 47H3V46H2ZM15 47H16V46H15ZM104 47L106 48V46H103V48H104ZM109 47H111L110 42H109ZM109 47H108V45H107V48H109ZM131 47H132V46H131ZM131 47H130V48H131ZM139 47H140V46H138V49H139ZM3 48H4V47H3ZM7 48H10V49H11V47H7ZM76 48H77V47H76ZM99 48H101V46H100ZM111 48H114V47H111ZM115 48H114V49H115ZM133 48H136V46L133 47ZM143 48H144V47H143ZM109 49H110V48H109ZM120 49H121V50H120ZM126 49H128V46H127V48H125V50H126ZM136 49H137V48H136ZM138 49H137V50H138ZM8 50H9V49H8ZM23 50H24V49H23ZM99 50H101V49H99ZM99 50H97V51H99ZM122 50H123V51H122ZM134 50H135V49H134ZM144 50H146V48H145ZM151 50H152V49H151ZM12 51H13V50H12ZM24 51H25V50H24ZM103 51H104V50H102V52H103ZM110 51H111V49H110ZM129 51H130V49H129ZM129 51H128V52L126 51V53H123V56H122V58H123V60H124V63H123V64H124V66H125V67H123V68H125L126 73H127V74H126V73L124 72V73L127 75V77H125V76L123 75V76L126 78L125 83H123V82H122V83L120 82L121 84H120V83H119V84L111 83V84H109V86H107V87L104 86V85H106L105 83H104V84L102 83V85L97 84V85H99V86H96L95 89H94V92H93L91 95L87 96V98L84 97V96H86V94H85L84 96H83V94H82V96L84 97V100L86 99V102L83 101V102H84V105H86V106H83V105H82L83 103H81V105H79V104H78V101H77V104H76V105L83 106V107H88L87 109H91V110H92L93 108H95V110H97V111L99 112L98 109H99L100 107L95 106V105H96V102L99 101V100H97V97H98L99 95L109 96L108 93H105L106 90H107L106 92H110V91H109V89H110V90H111L110 93L113 92L114 95H116V96H120V95H123V94H124V95H125V94H130V95H131L132 93H135V94L137 95V98H136V99H138V102H132L131 105H130V108H129V109H130V111H131V112L133 113V115H134V121H135L136 126L133 125L134 127H130L129 129H130L131 140H133V141H134V144H135V149H134V150H136L137 152H139L140 155L138 154V156H140V157H135L133 161L135 162V164H137V165H139V166H145L146 168H148L149 170H151V164H150V161H152V160H154V159L156 160L157 158L161 157V154H159L160 151L158 152V151L155 149V147H154V144L157 143V142H156V139H158V138L154 139V136H153L152 132H150V131L147 132L146 130H142V129H141V127H143L142 125H143V123H144V119H143V115H144L143 110H144V109H142V107L139 105V102H140L141 100H143V99H148V100H150V102H151V101H152L151 99H154L153 97H154L155 93L157 92V90H159V87H160V84H161V83H159V87H157V90H156V87H155V86L150 85V84H151L150 82H152V81H149L150 84H147V82H148V80H149V73H150L149 71H152L154 68L151 70V69H149V67L146 66V65H145V66H140L139 64H140L141 62H144V59H143L142 57H141V58L143 59V61H141V62L138 64L139 66H137V68H133V67L131 66V63H132V61H133L134 58H137V57H138V56L136 55V54H138V52L135 50L137 53H136V54L134 53V54H135L137 57L133 54V55L135 56V57H134L133 55H131V53H132L133 51H132L131 53H130ZM139 51H140V50H139ZM9 52H10V51H9ZM89 52H90V51H89ZM100 52H101V51H100ZM114 52H115V51H114ZM146 52H147V50H146L145 53H144L145 55H146ZM150 52H151V51H150ZM150 52H148V53H150ZM7 53H8V52H7ZM7 53H6V54H7ZM10 53L12 54L13 52H10ZM10 53H9V55H10ZM92 53H93V52H91V54H92ZM97 53H98V52H97ZM116 53H117V52H116ZM122 53H121V54H122ZM13 54H16V50H15V53H13ZM17 54H20V53H17ZM53 54H54V53H53ZM57 54H58V53H57ZM63 54H64V53H63ZM80 54H81V53H80ZM93 54H94V53H93ZM93 54H92V55H93ZM95 54H96V53H95ZM101 54H102V53H101ZM101 54H100V55L98 54L99 57H100V58L97 57L98 60L101 59ZM108 54H109V52H108ZM114 54H115V53H114ZM114 54H113V55H114ZM36 55H37V54H36ZM42 55H44V54H42ZM42 55H41V58H42ZM58 55H59V54H58ZM76 55H77V54H76ZM78 55H79V54H78ZM85 55H86V54H85ZM85 55H84V56H85ZM89 55H90V54H89ZM89 55H88V56H89ZM92 55L89 56V58L92 57ZM113 55L111 54V56H113ZM116 55H117V54H116ZM118 55H119V54H118ZM138 55H139V54H138ZM145 55H143V56H145ZM153 55L156 56V54H153ZM4 56H5V55H4ZM18 56H19V55H18ZM21 56H22V55H21ZM37 56H39V54H38ZM44 56H45V55H44ZM55 56H56V55H55ZM63 56H64V55H63ZM81 56H82V55H81ZM96 56H97V54H96ZM102 56H103V54H102ZM108 56H110V54H109ZM108 56H107V58H108ZM114 56H115V55H114ZM114 56H113V57H114ZM131 56H133L134 58L132 59ZM139 56H140V55H139ZM147 56H148V55H147ZM11 57L13 58V56H11ZM15 57H16V56H15ZM39 57H40V56H39ZM39 57H38V58H39ZM51 57H52V56H51ZM56 57H57V56H56ZM56 57H55V59H57ZM93 57H94V56H93ZM93 57H92V58H93ZM113 57H112V60H111V61H113ZM120 57H121V55L119 56V58H120ZM156 57H157V56H156ZM12 58H10V59L12 60ZM22 58H23V61H22V62H24L25 59H26V58L24 57V55L22 56ZM24 58H25V59H24ZM38 58H37V60H38ZM41 58H40V59H41ZM43 58L46 60L45 57H43ZM60 58H61V57H60ZM62 58H63V57H62ZM76 58H77V56H76ZM80 58H81V57H80ZM80 58H78L79 61H80ZM89 58H88V60L91 59V58H90V59H89ZM122 58H121V60H122ZM144 58H145V57H144ZM5 59L7 60V58H5ZM19 59H20V56H19ZM48 59H49V58H48ZM53 59H54V57H53ZM53 59H52V60H53ZM81 59H82V58H81ZM86 59H87V58H86ZM115 59H118V58L116 57ZM115 59H114V60H115ZM131 59H132V61H131ZM139 59H140V58H139ZM146 59H147V58H145V60H146ZM3 60H4V59H3ZM11 60H8V63H9V62H12ZM16 60H17V59H16ZM26 60H27V59H26ZM34 60H36V59H34ZM49 60L51 61V58H50ZM57 60H58V59H57ZM57 60H55V62H57ZM73 60H74V59H73ZM75 60H76V59H75ZM83 60H84V58H83ZM83 60L81 61V63H82V62H83V63L85 62V61H83ZM140 60H141V59H140ZM18 61H21V60H18ZM18 61H15V58H14V60H13V62H15L14 65H17L16 62H18ZM65 61L68 62L66 59H65ZM93 61H94V60H93ZM93 61L91 62V63H92V67L94 66V65H93ZM22 62H21V64H20L21 66H23V65H22ZM28 62H29V61H28ZM30 62H31V61H30ZM38 62H40V61H38ZM46 62H47V61H46ZM66 62L64 63V60H63V64H66ZM70 62H72V61H70ZM88 62H89V61H88ZM96 62H97V61H96ZM96 62H95V63H96ZM114 62H115V61H114ZM119 62H120V61H119ZM121 62H123V61H121ZM133 62H134V61H133ZM137 62H138V61L136 60V63H137ZM2 63H3V62H2ZM4 63L6 64L7 62L5 61ZM8 63H7V64H8ZM19 63H20V62H19ZM19 63H18V64H19ZM25 63H26V62H25ZM33 63H35V62H33ZM59 63H60V62H59ZM72 63H73V62H72ZM72 63H70V64H72ZM76 63H78V62H76ZM91 63H88V64H91ZM98 63H100V62L98 61ZM221 63H222V62H221ZM44 64H45V63H44ZM56 64H57L56 66H58V62H57ZM61 64H62V63H61ZM67 64H68V66L70 65L69 63H67ZM73 64H74V63H73ZM78 64H79V63H78ZM107 64H108V63H107ZM120 64H122V63H120ZM134 64H135V63H134ZM25 65L28 66V64H25ZM31 65L33 66L34 64L31 63ZM74 65H77V64H74ZM84 65H85V64H83L82 66H84ZM86 65H87V64H86ZM86 65L84 66L85 68L87 67ZM100 65H101V63H100ZM115 65H116V63H115ZM152 65H153V64H152ZM6 66H7V65H6ZM8 66H9V64H8ZM12 66H13V65L10 64V67H12ZM26 66H25V67H26ZM29 66H30V65H29ZM44 66H45V65H44ZM44 66H42V67L40 66V68H43ZM50 66H51V65H50ZM50 66L48 65L47 67L51 68ZM61 66H62V65H61ZM66 66H67V65H66ZM77 66H78V65H77ZM79 66H80V65H79ZM90 66H91V65H90ZM122 66H123V65H122ZM134 66H135V65H134ZM10 67H7V68L9 69ZM15 67H19V66H15ZM25 67H24V70H25ZM33 67H34V66H33ZM33 67H32V68H33ZM47 67L43 68V71H42V72H44V70H45ZM70 67L72 68L73 65L70 66ZM70 67H69V69H70ZM88 67H89V65H88ZM88 67H87V68H88ZM101 67H102V66H101ZM115 67H117V66H115ZM118 67H119V64H118ZM118 67H117V68H118ZM120 67H121V66H120ZM120 67H119V68H120ZM238 67H239V66H238ZM37 68H38V67H37ZM49 68H48V69H49ZM63 68H64V67H63ZM63 68H61V69L64 70ZM98 68H99V67H98ZM103 68H104V67H103ZM105 68H106V66H105ZM110 68H111V67H110ZM11 69H12V68H11ZM16 69H17V68H16ZM16 69H13V70L16 71ZM20 69H21V68H20ZM28 69L30 70L31 67L28 68ZM33 69H34V68H33ZM65 69H66V67H65ZM77 69H78V68H77ZM90 69H91V68H90ZM93 69L97 70V69L94 68V67H93ZM114 69H115V68H114ZM121 69H122V67H121ZM155 69H157V68H155ZM155 69H154V71H157V70H155ZM162 69H163V68H162ZM162 69H161V70H162ZM168 69H169V68H168ZM193 69H194V68H193ZM209 69H210V68H209ZM6 70H7V69H6ZM22 70H23V69H22ZM29 70H28V71H29ZM40 70H41V69H40ZM51 70L53 71V68H52ZM84 70H86V69H84ZM88 70H89V69H88ZM91 70H92V69H91ZM109 70H110V69H109ZM158 70H159V69H158ZM165 70H166L165 73H169V72L171 73V71H172V70H170V71L168 70L169 72H167V68H166ZM182 70H184V69H182ZM186 70H187V71H190L191 69H190V67H189V69L187 68V69H185L184 71H186ZM194 70H196V69H194ZM212 70H213V69H212ZM2 71H3V70H2ZM18 71L20 72L19 69H18ZM37 71H39V70H37ZM37 71H36V70H35V71L31 70V73H33V74L36 76V74H39V73H40V72H39V73H36ZM82 71H83V70H82ZM92 71H93V70H92ZM112 71H114V70H112ZM118 71H119V70H118ZM162 71H163V70H162ZM187 71H186L185 73H187ZM191 71H192V70H191ZM241 71H242V70H241ZM258 71H259V70H258ZM13 72H14V71H13ZM22 72H23V71H22ZM24 72L27 73L26 70H25ZM29 72H30V71H29ZM34 72H35V73H34ZM49 72H50V70H49ZM54 72H55V71H54ZM66 72H67V71H65V73H66ZM70 72H71V69H70ZM122 72H123V71H122ZM160 72H161V71H160ZM160 72H157V73L160 75L159 77L161 78L162 74H164V73L161 72V74H160ZM175 72H176V71H175ZM179 72H181V71H179ZM198 72H199V71H198ZM15 73H17V72H15ZM46 73H47V72H44V78H45V79H46V76H47V75L45 76ZM76 73H77V71H76ZM76 73H75V74H76ZM97 73H98V72H97ZM97 73H96V74H97ZM104 73H105V72H104ZM104 73H103V74H104ZM108 73H109V72L107 71L106 74L108 75ZM124 73H122V74H124ZM188 73H189V75H190V77H191V76H193L192 73H194V71H193L192 73H191V72H188ZM190 73H191V74H190ZM195 73H196V72H195ZM200 73H201V72H199L198 74L196 73V74L199 76ZM207 73H208V71H207ZM259 73H260V72H259ZM18 74H19V73H18ZM21 74H22V73H21ZM47 74H48V73H47ZM61 74H62V73H61ZM70 74H71V73H70ZM79 74H80V73H79ZM88 74H89V73H88ZM93 74H94V73H93ZM100 74H101V73H100ZM100 74H99L100 77H101V76H104L103 74H101V75H100ZM109 74H110V73H109ZM116 74H118V73L116 72ZM173 74L175 75L174 72H173ZM176 74H178V73H176ZM201 74L203 75V72H202ZM204 74H205V73H204ZM209 74H210V73H209ZM220 74H222V73H220ZM16 75H17V74H16ZM19 75H20V74H19ZM29 75H30V73H29ZM41 75H42V74H41ZM66 75H67V74H66ZM82 75H83V74H82ZM89 75H90V74H89ZM89 75H88V76H89ZM120 75H121V74H120ZM166 75H168V74H166ZM166 75H165V76L163 75V76H164L163 78H165ZM169 75H170V74H169ZM174 75H173V76L170 75V76L173 77V79H174V77H175ZM205 75H206V74H205ZM207 75H208V74H207ZM207 75H206V77H209V75H208V76H207ZM211 75H212V74H211ZM243 75H244V74H243ZM245 75H246V74H245ZM24 76H26V75H24ZM24 76H23V77H24ZM38 76H39V75H38ZM74 76H75V75H74ZM77 76H78V75H77ZM84 76H85V75H84ZM93 76H94V75H92V77H93ZM99 76H97V77H99ZM176 76H177V75H176ZM179 76H180V75H179ZM185 76H187V75L185 74ZM198 76H197V77H198ZM26 77H27V76H26ZM70 77H71V76H70ZM81 77H82V76H81ZM92 77L90 78L91 80H92ZM97 77H93V78L96 79ZM105 77H106V76H105ZM115 77H116V76H115ZM118 77L120 78V76H118ZM171 77H170V79H171V81H172V78H171ZM183 77H184V73H183ZM188 77H189V76H187V78H188ZM195 77H196V75H195ZM195 77L193 76V77H191L190 79H189V78H188V79H189V81H190L191 79H193V80L191 81V82H193V81L195 80V79H194ZM200 77H201V75H200ZM203 77H204V76H203ZM0 78H1V77H0ZM27 78H28V77H27ZM37 78H38V77H37ZM47 78H48V77H47ZM59 78H60V77H59ZM74 78H75V77H74ZM102 78H103V77H102ZM106 78H107V77H106ZM106 78H105V79H106ZM121 78H123V77H121ZM121 78H120V79H121ZM168 78H169V77H168ZM185 78H186V77H184L183 81L185 80ZM187 78H186V79H187ZM241 78H242V77H241ZM28 79H29V78H28ZM30 79H31V78H30ZM32 79H34V78H32ZM32 79H31V81H32ZM49 79H50V78H49ZM82 79H83V78H81V80H82ZM86 79H87V78H86ZM90 79H88V80H90ZM97 79H98V78H97ZM155 79H156V78H155ZM177 79H178V78H177ZM179 79H180V81L182 80L181 77H180ZM198 79H199V77H198ZM204 79L206 80L207 78H204ZM253 79H254V78H253ZM58 80H59V79H58ZM60 80H61V79H60ZM68 80H70V79H68ZM75 80H76V79H75ZM91 80H90V81H91ZM93 80H94V79H93ZM112 80H113V79H112ZM122 80H123V79H122ZM167 80H168V79H167ZM200 80H203V78H201ZM241 80H242V79H241ZM39 81H40V80H39ZM42 81H43V79L41 80V82H42ZM47 81L50 82L51 80H48V79H47ZM53 81H54V78H53ZM53 81H52V82H53ZM55 81L57 82V80H55ZM62 81H63V80H62ZM76 81H77V80H76ZM76 81H75V82H76ZM79 81H80V79H79ZM98 81H99V80H98ZM100 81H102V80L100 79ZM106 81H107V80H106ZM173 81H174V80H173ZM177 81H178V80H177ZM183 81H182V82H183ZM3 82H5V81H3V79H2V82H1V83H3ZM11 82H14V81L11 80ZM11 82H10V83H11ZM34 82H36V79H35ZM37 82H38V81H37ZM44 82H45V81H44ZM52 82H51V83H52ZM56 82H54V83H56ZM58 82H59V81H58ZM68 82H69V81H68ZM81 82H82V81H80V83H81ZM83 82H84V80H83ZM88 82H89V81H88ZM88 82L86 81V83H88ZM108 82H109V81H108ZM118 82H119V80H118ZM169 82H170V80H169ZM185 82H187V81H184L183 83H185ZM198 82H199V81H198ZM203 82H204V81H203ZM42 83H43V82H42ZM71 83H72V81H71ZM71 83H70V84H71ZM86 83H85V85H86ZM92 83H94V81H93ZM92 83H90V84H92ZM154 83H155V82H154ZM154 83H153V84H154ZM156 83H157V82H156ZM170 83H171V82H170ZM170 83H169V84H170ZM179 83H181V82H179ZM183 83L180 84V87H179V86H176V87H178V89H179V88L183 89V88L181 87ZM238 83H240V82H238ZM254 83H256V82H254ZM254 83H253V84H254ZM22 84H23V83H22ZM39 84H40V83H38V85H39ZM43 84L46 85L45 83H43ZM43 84H42V85H43ZM61 84H63V83H61ZM74 84H75V83H74ZM77 84H78V83H77ZM77 84H76V85H77ZM81 84H82V83H81ZM195 84H196V83H195ZM198 84H200V83H198ZM198 84H196L195 87H196ZM256 84H257V83H256ZM7 85H8V84H7ZM20 85H21V84H20ZM40 85H41V84H40ZM42 85H41V86H42ZM53 85H54V84H53ZM71 85H72V84H71ZM76 85H75V86H76ZM82 85H84V84H82ZM85 85H84V86H85ZM156 85L158 86V83H157ZM161 85H162V84H161ZM164 85H166V84H164ZM176 85H177V84H176ZM178 85H179V84H178ZM248 85H250V83H249ZM248 85H247V86H248ZM251 85H252V82H251ZM2 86H3V85H1V87H2ZM8 86H9V85H8ZM15 86H17V85H15ZM21 86H22V85H21ZM21 86H20V87H21ZM47 86H48V85H47ZM68 86H69V85H68ZM75 86L73 85V87H75ZM77 86H79V85H77ZM89 86H90V85H89ZM168 86H169V85H168ZM168 86H166V87L163 86V87H162L163 89L165 88V90H164L165 93H167V87H168ZM183 86H184V85H183ZM201 86H202V85H201ZM227 86H228V85H227ZM247 86H246V87H247ZM253 86H254V85H253ZM255 86H256V85H255ZM259 86H260V83H259ZM259 86L257 85L258 88H259ZM9 87H10V86H9ZM17 87L19 88V86H17ZM70 87H71V86H70ZM79 87H80V86H79ZM87 87H88V86H87ZM91 87H92V86H91ZM171 87H172V86H171ZM190 87H191V85H190ZM192 87H193V85H192ZM197 87H198V89H197V88H196V89H197L198 91H200L201 89L199 88V86H197ZM237 87H238V86H237ZM250 87H252V86H250ZM261 87H263L262 84H261ZM24 88H25V86H24ZM24 88H23V89H24ZM33 88H34V87H33ZM36 88H37V87H36ZM38 88H39V87H38ZM61 88H62V86H61ZM162 88L160 87V89H162ZM168 88H169V87H168ZM193 88H194V87H193ZM201 88H203V87H201ZM223 88H225V86H224ZM235 88H236V87H235ZM241 88H243V84H242V87H241ZM241 88H240V90H239V93H240V91H243V90H241ZM258 88H256V89H258ZM3 89L5 90V89H8V88L6 87V88H3ZM9 89H10V88H9ZM9 89H8V90H9ZM11 89H12V88H11ZM76 89H77V88H76ZM78 89H79V88H78ZM78 89L76 90L77 93H78ZM86 89H87V88H86ZM86 89H84V90H86ZM163 89H162V90H163ZM187 89H189V86H188ZM190 89H192V88H190ZM190 89H189V90H190ZM243 89H245V88H243ZM248 89H249V88H248ZM248 89H247V90H248ZM263 89H264V87H263ZM1 90H2V88H1ZM12 90L14 91L15 89H12ZM26 90H27V89H25V91H26ZM31 90H32V89H31ZM35 90H37V89H35ZM57 90H58V89H57ZM63 90H64V89H63ZM81 90H82V89H81ZM89 90H90V89H89ZM168 90H170V89H168ZM218 90H219V89H218ZM225 90H226V88L224 89V91H225ZM227 90H228V89H227ZM13 91H11V93H13ZM16 91L18 92V89H16ZM27 91H29V90H27ZM32 91H33V90H32ZM47 91H48V90H47ZM65 91H66V90H65ZM68 91H69V90H68ZM72 91H73V90H72ZM87 91H88V90H87ZM155 91H156V92H155ZM176 91H178V90H176ZM180 91H181V90H180ZM186 91H187V90H185V91H183V92L185 93ZM190 91H192V90H190ZM198 91H197V92H198ZM209 91H210V90H209ZM244 91H245V90H244ZM257 91L261 92L262 90L260 91V90L258 89ZM263 91H264V90H263ZM263 91H262L261 93H263ZM1 92H2V91H1ZM1 92H0V93H1ZM5 92H7V90H6ZM8 92H9V91H8ZM14 92H15V91H14ZM30 92H31V91H30ZM34 92H35V91H34ZM54 92H55V91H54ZM74 92H75V91H74ZM74 92H72V93H74ZM160 92H161V90H160L159 92H157V93L159 94ZM164 92L162 91V92L160 93V96H161L162 93H163V96H164V95H165ZM188 92H189V91H188ZM211 92H214V91L212 90ZM211 92H210V95H211V97H212ZM225 92H226V91H225ZM227 92H229V91H227ZM231 92H233V90H232ZM231 92H230V93H231ZM245 92H246V91H245ZM245 92H244V93H245ZM37 93H38V92H37ZM65 93H66V92H65ZM82 93H83V90H82ZM195 93H196V92H195ZM198 93H199V92H198ZM216 93H219V92L217 91ZM223 93H224V92H223ZM233 93H234V92H233ZM233 93H232V94H233ZM237 93H238V90H237ZM237 93H236V95H237V97H239V95H238L239 93H238V94H237ZM241 93H242V92H241ZM241 93H240V94H241ZM244 93H243V94H244ZM255 93H256V90H255ZM15 94H16V92H15ZM27 94H28V93H27ZM42 94H44V93H42ZM66 94H67V93H66ZM66 94H65V95H66ZM78 94H79V93H78ZM186 94H188V93H186ZM220 94H221V98H225V97L227 98V96H228V95H227V96H223L224 94L222 95V93H219L218 95H220ZM228 94H229V93H228ZM246 94H247V92H246ZM246 94H245V95H246ZM0 95H1V97L3 98L2 93H1ZM17 95H19V93H18ZM28 95H29V94H28ZM49 95H50V96H53V95H51V94H49ZM56 95H57V93H56ZM76 95H77V94H76ZM80 95H81V94H80ZM192 95H193V94H192ZM199 95L201 96V93H199ZM210 95H208V97H209ZM218 95H217V96H218ZM225 95H226V94H225ZM234 95H235V94H234ZM236 95H235V97H236ZM245 95H244V96H245ZM255 95H256V94H255ZM258 95H259V93H258ZM15 96H16V95H15ZM21 96H22V95H21ZM32 96H34V94H32ZM32 96H30L31 99L34 98V97L32 98ZM36 96H37V94H36ZM36 96H35V97H36ZM57 96H58V95H57ZM66 96H67V95H66ZM74 96H75V94H74ZM74 96H73V98H74ZM163 96H161V97H163ZM190 96H191V95H189V99L192 97V96H191V97H190ZM213 96L215 97V93H213ZM217 96H216V99H215V100L218 99V100L216 101V103L219 101V99L221 100V98H218ZM244 96H242V97H244ZM13 97H14V96H13ZM13 97H12V98H13ZM28 97H29V96H27V98H28ZM39 97H40V94H39ZM46 97H47V96H46ZM71 97H72V96H71ZM79 97H80V96H79ZM101 97H102V96H101ZM112 97H114V96L112 95ZM161 97H160V98H161ZM194 97H195V95H194ZM202 97H203V96H202ZM211 97H210V98H211ZM214 97H212V98H214ZM235 97H234V98H235ZM15 98H16V97H15ZM19 98H20V97L18 96L17 101H19ZM25 98H26V97H25ZM30 98H28V99H30ZM36 98H37V99H36ZM36 98H35V99L37 100V101H36L37 104H38V102H39V104H40L41 102L38 101L39 98H38V97H36ZM50 98H53V97H50ZM55 98H56V97H55ZM76 98H77V96H76ZM80 98H81V97H80ZM105 98L108 99L107 97H105ZM114 98H115V97H114ZM117 98H118V97H117ZM117 98H116V99H117ZM160 98H159V99H160ZM163 98H164V97H163ZM165 98H166V97H165ZM187 98H188V97H187ZM187 98H186V100H187ZM192 98H193V97H192ZM210 98L208 99V101H209V100L212 101V98H211V99H210ZM228 98H230V94H229V97H228ZM234 98H232V99H230V100H233ZM246 98H247V97H246ZM250 98H251V97H250ZM253 98H254V96H253ZM257 98H258V97H257ZM42 99H43V98H42ZM60 99H61V98H60ZM74 99H75V98H74ZM78 99H79V98H78ZM98 99H100V98L98 97ZM102 99H103V98H102ZM136 99H135V100H136ZM238 99H239V98H238ZM243 99H245V97L242 98V101H244ZM255 99H256V96H255ZM261 99L263 100V96H262ZM6 100H8V99L6 98ZM6 100H3V99H2V101H0V104H1L2 102L6 101ZM9 100H10V101H8V102L11 103V99H9ZM20 100L22 101V100H24V99L20 98ZM25 100H26V99H25ZM51 100H52V99H51ZM70 100H71V99H70ZM75 100H76V99H75ZM75 100H73V101L71 100L70 102H74ZM103 100H104V99H103ZM117 100H118V99H117ZM117 100H116V101H117ZM120 100H121V99H120ZM122 100H123V99H122ZM166 100H167V99H166ZM193 100H195V98H194ZM203 100H204V99H203ZM203 100L201 99V101H203ZM222 100H223V99H222ZM222 100H221V103H222ZM227 100H228V99H227ZM234 100H237V99L235 98ZM239 100H241V98H240ZM250 100H251V99H250ZM256 100H257V99H256ZM258 100H259V98H258ZM258 100H257V101H258ZM12 101H13V99H12ZM15 101H16V100H15ZM15 101H14V102H15ZM26 101H27V100H26ZM42 101H43V100H42ZM80 101H81V99H80ZM109 101H111V99H110ZM109 101H108V102H109ZM126 101H127V100H126ZM126 101H124V102H126ZM132 101H133V100H132ZM155 101H156V100H155ZM208 101H207V103H208ZM210 101H209V102H210ZM213 101H214V100H213ZM242 101H241V102H242ZM8 102H7V103H3V104H1V105L7 104L6 106L8 107V104H9ZM19 102H20V101H19ZM24 102H25V101H24ZM33 102H34V99H33ZM36 102H34V103L36 104ZM104 102H105V101H104ZM108 102H106V104H107ZM157 102H159V101H157ZM160 102H163V103H164L165 100H164V101L162 100V101H160ZM226 102H230V101L228 100V101H226ZM237 102H238V101H237ZM237 102L235 101L236 105H234V106H237L238 104H240V103L237 104ZM251 102H254V100H253V101L251 100ZM12 103H13V102H12ZM21 103H22V102H21ZM28 103H29V100H28ZM42 103H44V102H42ZM74 103H76V101H75ZM117 103H119V101H117ZM148 103H149V102H148ZM151 103H152V102H151ZM189 103H190V102H189ZM189 103H188V100H187V104H189ZM198 103H199L198 101H195V102H194L195 107H194V109H193L194 112H193V111H189V112L194 113V114H193V117L199 119V120H196V121H200V120H201V122L203 123L204 127H207V126H208L209 129L213 128V125H214V123H215V119H214V118H215V116L217 115V114L214 115V114L212 113L213 110H214V109H213V105H214V104L211 105V104L209 103V104H206L207 106L203 104L204 106H206V107L203 108V107H201L202 105H200V104L198 105ZM200 103H201V102H200ZM205 103H206V102H205ZM213 103H214V102H213ZM219 103H220V102L217 103V105H218V106H217V109H219L218 107L221 106L222 104H224L225 102H223L221 105H219ZM230 103L232 104V101H231ZM230 103H227V104H230ZM243 103H244V102H243ZM245 103H246V102H245ZM248 103H249V101H248ZM248 103H247V104H248ZM254 103H255V102H254ZM257 103H258V102H257ZM257 103H256V104H257ZM261 103H262V102H261ZM35 104H34V105H35ZM39 104H38V106H40ZM44 104H45V103H44ZM101 104H102V103H101ZM146 104H147V103H146ZM154 104H155V103H154ZM158 104H159V103H158ZM158 104H157V105H158ZM227 104L225 103V105H227ZM231 104H230V105H231ZM263 104H264V103H263ZM1 105H0V106H1ZM15 105H16V103H15ZM15 105L13 106L14 108H15ZM17 105H19V104H17ZM69 105H70V104H69ZM72 105H73L72 108L75 109L76 106L74 107V104L71 103V106H72ZM150 105H152V104H150ZM155 105H156V104H155ZM157 105H156V106H157ZM190 105H192V104H190ZM190 105H188V106H190ZM250 105H252V103H251ZM260 105H261V104H260ZM20 106H21V105H20ZM35 106H36V105H35ZM42 106H43V105H41V107H42ZM44 106H45V105H44ZM59 106H60V105H59ZM102 106H103V105H102ZM147 106H148V109L153 107V106H152V107H151V106L149 107V105H147ZM161 106H162V105H161ZM211 106H212V107H211ZM223 106H224V105H223ZM223 106H221V108H222ZM262 106H263V105H262ZM262 106H261V107H262ZM22 107H24V106H22ZM32 107H33V104H32ZM41 107H39V109H42ZM57 107H58V106H57ZM103 107H105V106H103ZM116 107H117V106H116ZM119 107H120V105H119ZM157 107H158V106H157ZM162 107H163V106H162ZM192 107H193V106H192ZM237 107H238V106H237ZM252 107H253V106H252ZM263 107H264V106H263ZM1 108H2V106H1ZM1 108H0V110H2L4 107H3L2 109H1ZM25 108H26V107H25ZM60 108H61V107H60ZM68 108H69V107H68ZM105 108H106V107H105ZM109 108H110V106H109ZM214 108H215V107H214ZM221 108H220V109H221ZM239 108H240V107H239ZM253 108H254V107H253ZM253 108H252V109H253ZM258 108H259V105H258ZM10 109H11V107L8 108V110H5V111H8V112H9ZM16 109H18V108H16ZM20 109H23V108H20ZM29 109H30V108H29ZM44 109H46V108H43V110H44ZM47 109H49V108H47ZM70 109H71V107H70ZM78 109H79V108H78ZM160 109H161V108H160ZM191 109H192V108H191ZM191 109H189V110H191ZM225 109H227V106H226L225 108H222L221 111H222V112H223V111H226ZM230 109H231V108H230ZM230 109L228 108V110H230ZM232 109H233V108H232ZM232 109H231V110H232ZM256 109H257V107H256L254 110H256ZM259 109H261V108H259ZM13 110H14V109H13ZM13 110H12V111H13ZM18 110H19V109H18ZM18 110H16V112H19V111H20V110H19V111H18ZM84 110H85V109H84ZM120 110H121V109H120ZM157 110H158V109H156V112H157ZM237 110H238V109H237ZM254 110H253V111H254ZM2 111H3V110H2ZM26 111H27V109H26ZM26 111H24V113H25ZM28 111H29V110H28ZM58 111H59V110H58ZM71 111H72V110H71ZM73 111H74V110H73ZM73 111H72V113H73ZM77 111H78V110H77ZM93 111H94V109H93ZM103 111H104V108H103ZM106 111H107V110H106ZM106 111H104V112H106ZM117 111H118V110H117ZM121 111H122V110H121ZM123 111H124V110H123ZM159 111H160V110H159ZM218 111H219V110H218ZM0 112H1V111H0ZM10 112H11V111H10ZM10 112H9V114H10ZM16 112H15V110H14L13 114L16 113ZM40 112H41V111H40ZM40 112H39V114H40ZM59 112H61V111H59ZM81 112H82V111H80V114H81ZM149 112H150V111H149ZM222 112L219 111L218 113L222 114ZM228 112H229V114H227V113H225V114H226V115H230V114H231V119H233L234 117H232V113H231V111H228ZM233 112L235 113V111H233ZM239 112H240V111H239ZM254 112L256 113L257 111H254ZM6 113H7V112H6ZM24 113H23V112H20L19 114L24 116ZM26 113H27V112H26ZM26 113H25V114H26ZM31 113H32V112H31ZM42 113H43V111H42ZM42 113H41V114H42ZM51 113H52V112H51ZM57 113H58V112H57ZM67 113H68V112H67ZM74 113H75V111H74ZM76 113H77V112H76ZM76 113H75V115H78V114H76ZM78 113H79V112H78ZM84 113H85V112H84ZM84 113H83V114H84ZM86 113H89V112L86 111ZM124 113H125V112H124ZM160 113H161V112H160ZM210 113H211V114H210ZM214 113H216V111H214ZM240 113L242 114V112H240ZM244 113H245V112H244ZM9 114H8V116L11 118L13 115L10 116L11 114H10V115H9ZM28 114H30V111H29V113L26 114V116H28ZM44 114H45V113H44ZM61 114H62V113H61ZM91 114H93V113H90V115H91ZM99 114H101V113H99ZM102 114H103V112H102ZM102 114H101V116H102ZM111 114H112V113L110 112V115H109V114H108V115H109V116H112ZM127 114H128V113H127ZM127 114H126V115H127ZM146 114H147V112H146ZM152 114H153V113H152ZM158 114H159V113H158ZM158 114H157V116H159ZM162 114H163V113H161V115H162ZM209 114H210V116H209ZM225 114H224V115L222 114V116L224 117ZM15 115H16V114H15ZM34 115H35V114H34ZM34 115H33L32 117H34ZM47 115H50V114L47 113ZM47 115H45V117H46ZM75 115H73V116H75ZM97 115H98V114H97ZM114 115H116V114H114ZM150 115H151V114H150ZM212 115H214V118H213ZM233 115H234V114H233ZM29 116H30V115H29ZM37 116H38V115H37ZM37 116H35L34 118H36ZM56 116H58V115H56ZM69 116H72V115H69ZM83 116H84V115H83ZM85 116H87V115L85 114ZM88 116H89V114H88ZM92 116H94V115H92ZM92 116H89V118H92ZM98 116H99V115H98ZM98 116H96V117L98 118ZM101 116H99V117H101ZM122 116H123V114L121 115V117H122ZM191 116H192V114H191ZM211 116H212L213 120H212ZM236 116H237V113H236ZM9 117H8V118H9ZM20 117H22V116H19V119H20ZM24 117H25V116H24ZM40 117H41V116H40ZM50 117H51V116H50ZM50 117L48 116V117H46V118H50ZM77 117H78V116H77ZM81 117H82V115H81ZM114 117H115V116H114ZM152 117H153V116H152ZM152 117H151V119H152ZM160 117H161V116H160ZM218 117H219V115H218ZM223 117H221V118H223ZM13 118H14V116H13ZM22 118H23V117H22ZM22 118H21V120H22ZM27 118H28V117H27ZM51 118H53V117H51ZM69 118H70V117H69ZM71 118H72V117H71ZM73 118H74V117H73ZM87 118H88V117H87ZM87 118H86V119H87ZM97 118H96V119H97ZM119 118H120V115H119ZM123 118H124V117H123ZM154 118H155V117H154ZM219 118H220V117H219ZM237 118H238V117H237ZM237 118H235V119L238 120ZM17 119H18V118L16 117V120H17ZM23 119H24V118H23ZM30 119H31V117H30L29 119H27L26 121H29ZM36 119H39V120H40L41 118H36ZM75 119H77V118H75ZM75 119H74V120H75ZM79 119H80V118H79ZM108 119H109V118H108ZM114 119H115V118H114ZM216 119H217V118H216ZM239 119L241 120L242 118L239 117ZM246 119H248V118H246ZM32 120H33V118H32ZM32 120H30V121H32ZM44 120H45V119H43V121H44ZM50 120L52 121V119H50ZM59 120H60V119H59ZM77 120H78V119H77ZM77 120H76V121H77ZM80 120H81V119H80ZM94 120H95V119H94ZM105 120H106V119H105ZM105 120H104V121H105ZM121 120H122V119H121ZM121 120H120V121H121ZM217 120H218V119H217ZM240 120H238V121H240ZM11 121L13 122V120H11ZM17 121H18V120H17ZM17 121H16V122H17ZM34 121H35V119H34ZM51 121H50V122H51ZM60 121H61V120H60ZM65 121H66V120H65ZM99 121H100V120H99ZM112 121H114V120L111 119V122H112ZM115 121H116V120H115ZM117 121H118V120H117ZM120 121H118V122H120ZM193 121H194V119H193ZM221 121H222V119H221V120L219 119L218 122L221 123ZM247 121H248V120H246V122H247ZM12 122H11V123H12ZM16 122H15V123H16ZM23 122H24V121H23ZM32 122H33V121H32ZM39 122H42V120L39 121ZM48 122H49V120H48ZM48 122H47V124H48ZM53 122H54V121H53ZM62 122H63V119H62ZM84 122H85V118H84ZM84 122H82V123L84 124ZM91 122H92V121H91ZM94 122H95V121H94ZM96 122H97V121H96ZM105 122H106V121H105ZM123 122H125V121L123 120ZM194 122H195V121H194ZM235 122H237V121H235ZM250 122H251V121H250ZM6 123H7V122H6ZM11 123H9V124H11ZM13 123H14V122H13ZM13 123H12V124H13ZM28 123H30V125H31V122H28ZM37 123H38V122H37ZM54 123H56V122H54ZM66 123H67V122H66ZM74 123H75V122H74ZM76 123H77V122H76ZM86 123H89V122H86ZM121 123H122V122H121ZM127 123H128V122H127ZM219 123H217V124H219ZM248 123H249V122H248ZM248 123H247V124H248ZM18 124H19V123H17V126H20V125H22L23 123H20V125H18ZM50 124H51V123H50ZM50 124H48V126H50ZM52 124H53V123H52ZM62 124H63V123H62ZM70 124H72V123H70ZM77 124H78V123H77ZM83 124H82V125H83ZM95 124H96V123H95ZM103 124H104V123H103ZM125 124H126V123H125ZM145 124H146V123H145ZM148 124H149V123H148ZM152 124H153V123H152ZM152 124H151V126H152ZM222 124H223V121H222L221 125H222ZM243 124H244V122H243ZM3 125H5V124H3ZM3 125H2V126L0 125V127L2 128ZM6 125H8V124H6ZM14 125H15V124H14ZM14 125H9V126H8V129L4 128L2 131H0V132H1L0 134H2V135H5V134H6L5 141L0 143V222H2V221H6V220H4L5 217L7 216V215H6V207H7V206H10V207H11V205H9V204H12V205H13L14 202L16 203V201H15L14 199H16L15 197H16V195H17V191L19 190V187H20V186L18 187L19 182H20L24 177H29V178H30V177H34L37 173H41V172H38V170L35 169L36 166H37L38 164H39V165H42V167H43L42 171H44V170H46V169H50V170L52 171L51 166H52V164H53V163H52V161H53V157L55 156L56 153H58L57 149L54 147L55 145H54V146L51 145L52 147H48V148H47V147L45 148V146H43L45 149L40 148L39 145L42 144V142H41L42 139L39 140L40 142H37V144L40 143V144L38 145L39 147L36 146L37 148H35V145H37V144H36V143H33V139H31V138L34 136V135H33L34 132L31 133V134H29V133H30L29 129H30L31 127H33L32 125H31L30 128L28 127V132H27V131L24 132V130H23V129H27V128H25V127H26V126H25L26 124L23 125V129H22V127L20 126L19 129H21V131L23 130V133L20 132L21 134H19L18 131H16V130H18V127L16 128ZM28 125H29V124H28ZM38 125H39V124H37V126H38ZM67 125H68V123H67ZM79 125H80V124H79ZM84 125H85V124H84ZM84 125H83V126H84ZM91 125H93V124H90V126H91ZM106 125H107V124H106ZM127 125H128V124H127ZM215 125H216V124H215ZM219 125H220V124H219ZM221 125H220V126H221ZM248 125H250V124H248ZM24 126H25V127H24ZM34 126H35V125H34ZM40 126H41V124H40ZM40 126H38L39 128L37 127L38 130L40 129ZM44 126H46V122H45V125H43V127H41L42 130H40V133H41V134H42V132H43V136L48 135V136H51V137H56V134L52 133V131H53L52 129H54V128H52V129H51L52 131L50 132V131H48V130H50V127L46 126V127L49 128V129H48V128L46 129ZM51 126L53 127V125H51ZM57 126H58V125H57ZM68 126H69V125H68ZM70 126H71V125H70ZM70 126H69V127H70ZM74 126H75V125H74ZM74 126H73V127H74ZM83 126H82V127L80 126V127L82 128V130H84V127H83ZM110 126H111V125H110ZM118 126H119V125H118ZM125 126H126V125H125ZM125 126H124V127H125ZM129 126H131V125H129ZM195 126H196V125H195ZM60 127H61V126H60ZM65 127H66V129H67V126H65ZM69 127H68V128H69ZM73 127H70V128H73ZM92 127H93V126H92ZM92 127H91V129H92ZM121 127H122V126H121ZM153 127H154V125H153ZM153 127H152V128H153ZM158 127H159V126H158ZM192 127H193V126H192ZM245 127H247V126L245 125ZM250 127H251V126H250ZM258 127H259V126H258ZM43 128H45V129H43ZM58 128H59V127H58ZM75 128H76V126H75ZM118 128H119V127H118ZM126 128H127V127H126ZM159 128H160V127H159ZM159 128H158V130H160ZM194 128H195V127H194ZM217 128H218V127H217ZM236 128H237V127H236ZM247 128H248V127H247ZM254 128H255V127H254ZM56 129H57V127H56ZM56 129H55V131H56ZM94 129H95V131L93 132V134H94L95 136H99V135L102 134V130H103V129H101L100 125H99V126H96ZM94 129H92V130H94ZM110 129H111V128H110ZM114 129H115V128H114ZM129 129H128V131H129ZM197 129H198V128H197ZM242 129H245V128L242 127ZM258 129H259V128H258ZM30 130L33 131L34 129L31 128ZM38 130H37V131H38ZM62 130H63V129H62ZM67 130H68V129H67ZM67 130H66V133H67ZM70 130H71V129H70ZM86 130H90V128H89V129H86ZM148 130H149V129H148ZM211 130H212V129H211ZM213 130H214V129H213ZM216 130H217V129H216ZM216 130H215V132H216ZM246 130L249 131V129H245L244 131H246ZM252 130H254V129L252 128ZM5 131H6V132H5ZM34 131H36V130H34ZM41 131H42V132H41ZM59 131H61V130H59ZM63 131L65 132V129H64ZM63 131H62V133L64 134ZM78 131H80V130H78ZM109 131H110V130H109ZM124 131L126 132V130H124ZM156 131H157V130H156ZM198 131H199V129H198ZM56 132H57V131H56ZM56 132H55V133H56ZM213 132H214V131H213ZM3 133H5V134H3ZM37 133H38V132H37ZM60 133H61V132H60ZM72 133H73V132H72ZM78 133H80V132H78ZM155 133H156V132H155ZM158 133H159V132H158ZM202 133H203V132H202ZM216 133H217V132H216ZM44 134H45V135H44ZM80 134H81V133H80ZM80 134H79V135H80ZM82 134H83V133H82ZM87 134H89V133H87ZM91 134H92V133H91ZM93 134H92V135H93ZM105 134H106V133H105ZM107 134H108V133H107ZM109 134H110V133H109ZM126 134H127V133H126ZM21 135H23V137H22ZM31 135H33V136L31 137ZM53 135H54V136H53ZM58 135L60 136V134H58ZM58 135H57V137H58ZM66 135H68V133H67ZM71 135L74 136V134H71ZM79 135H78V136H79ZM83 135H85V131H84V134H83ZM111 135H112V134H111ZM111 135H110V136H111ZM158 135H159V134H158ZM198 135H199V134H198ZM198 135H197V136H198ZM208 135H211V134H209V132H207V136H208ZM213 135H214V134H213ZM0 136H1V135H0ZM35 136H36V138L39 137L38 139L41 138V137L39 136V134H38V136H37V134H36ZM64 136H65V135H64ZM64 136H62V138H63ZM75 136H77V134H76ZM80 136H81V135H80ZM110 136H109V137H110ZM113 136H114V135H113ZM126 136H127V135H126ZM203 136H204V135H203ZM211 136H212V135H211ZM30 137H31V138H30ZM65 137L67 138V136H65ZM71 137H72V136H71ZM90 137H91V136H90ZM92 137H93V136H92ZM119 137H120V135H119ZM166 137H167V136H166ZM166 137L164 136L163 139L168 140L169 137H167L168 139H167ZM1 138H2V136H1ZM3 138H4V137H3ZM3 138H2V139H3ZM47 138L49 139V137H47ZM47 138H46V139H47ZM60 138H61V136L59 137V139H60ZM66 138H64V139L66 140ZM68 138H69V136H68ZM68 138H67V139H68ZM78 138H79V137H78ZM81 138H83V137H81ZM98 138H99V137H97L96 139H98ZM102 138H103V137H102ZM105 138H106V137H105ZM105 138H104V139H105ZM114 138H115V137H114ZM126 138H127V137H126ZM159 138H160V136H159ZM199 138H200V136H199ZM206 138H207V137H206ZM44 139H45V137H44ZM44 139H43V141H44ZM64 139H63V140H64ZM100 139H101V138H100ZM128 139H129V138H128ZM197 139H198V138H197ZM200 139H201V138H200ZM200 139H198V140H200ZM209 139H211V137H209ZM50 140H51V139H50ZM52 140H53V138H52ZM60 140H61V139H60ZM63 140H62V141H63ZM72 140L74 141V139H72ZM81 140H82V139H81ZM81 140H79V142H80ZM85 140H86V139H85ZM91 140L93 141V138H92ZM98 140H99V139H98ZM106 140H107V139H106ZM118 140H119V138H118ZM154 140H155V141H154ZM170 140H171V139H169V141H170ZM207 140H208V139H207ZM48 141H49V140H48ZM53 141L58 142V141H56V140H53ZM69 141H70V140H69ZM69 141H68L67 143H69ZM102 141H103V140H101V141L98 142V143H101ZM104 141H105V140H104ZM129 141H130V140H129ZM159 141H161V140H158V142H159ZM163 141H164V140H162V142H163ZM169 141H168V142H169ZM202 141L204 142L205 140H202ZM44 142H45V141H44ZM46 142H47V141H46ZM46 142H45V143H46ZM49 142H50V141H49ZM59 142H60V141H59ZM76 142H78V141H76ZM111 142H112V141H111ZM111 142L109 141V144H111ZM170 142H171V141H170ZM47 143H48V142H47ZM65 143H66V142H65ZM70 143H72V142H70ZM70 143H69V146H70ZM82 143H83V142H82ZM85 143H86V142H85ZM92 143H93V142H92ZM95 143H96V141H95ZM159 143H161V142H159ZM61 144H63V143L61 142ZM75 144H76V143H75ZM87 144H88V143H87ZM102 144H103V143H102ZM117 144H119V142H118ZM129 144H133V142H131V143H129ZM157 144H158V143H157ZM166 144H167V143H166ZM170 144H173V143H170ZM204 144H205V143H204ZM48 145H49V144H48ZM48 145H46V146H48ZM66 145H67V144H66ZM66 145H65V146H66ZM71 145H72V144H71ZM85 145H86V144H85ZM91 145H92V144H91ZM99 145H100V144H99ZM99 145H98V146H99ZM164 145H165V144H164ZM167 145L169 146V144H167ZM167 145L165 146V148L167 147ZM63 146H64V144H63ZM88 146H89V145H88ZM96 146H97V145H96ZM72 147H73V145H72ZM75 147H77V146H75ZM93 147H95V146H93ZM104 147H105V146H104ZM118 147H120V146L118 145ZM171 147H172V146H171ZM58 148H63V149H65V147H60L59 145H58ZM96 148H97V147H96ZM125 148H127V147H125ZM167 148H168V147H167ZM172 148H173V147H172ZM72 149H73V148H72ZM72 149H71V150H72ZM80 149L82 150V147H81ZM89 149H90V148H89ZM94 149H95V148H94ZM120 149H121V148H120ZM127 149H128V150H125V151H127V152H128V151L132 152V151H131V150H132V147H131V149L129 150V146H128ZM60 150H61V149H60ZM73 150H74V149H73ZM73 150H72V151H73ZM87 150H88V148H87ZM168 150H169V149H168ZM171 150H172V149H171ZM25 151H26V152H25ZM105 151H106V150H105ZM123 151H124V150H123ZM161 151H162V152H160V153H163V148L161 149ZM140 152H141V153H140ZM164 152L167 153V152H166V149L164 150ZM66 153H67V152H66ZM70 153H71V152H70ZM74 153H75V152H74ZM78 153H79V151H78ZM83 153H84V152H82V154H83ZM125 153H126V152H125ZM165 153H163L162 155L166 157V155H164ZM82 154H81V152H80L79 155H82ZM109 154H110V153H109ZM134 154H135V153H134ZM141 154H142V156H141ZM167 154H168V153H167ZM170 154H171V152H170ZM170 154H169V155H170ZM58 155H60V153H59ZM71 155H72V154H71ZM74 155H75V154H74ZM74 155H73V156H74ZM79 155H78V157L81 158ZM124 155H125V154H124ZM65 156L67 157V155H65ZM143 156H144V158H143ZM158 156H159V157H158ZM163 156L161 157V159L163 158ZM57 157H58V156H56V158H57ZM66 157H64V159H67ZM70 157H71V156H70ZM116 157L119 158V156H116ZM165 157H164V158H165ZM167 157H168V155H167ZM167 157H166V159H167ZM58 158H59V157H58ZM58 158H57V159H58ZM127 158H128V157H127ZM131 158H133V157L131 156L129 161H131ZM57 159H55V160H57ZM74 159H75V156H74ZM76 159H77V158H76ZM83 159H84V158H83ZM34 160H35V161H34ZM72 160H73V158H72ZM85 160H86V159H85ZM109 160H110V159H109ZM157 160H158V159H157ZM157 160H156V162H157ZM162 160H163V159H162ZM164 160H165V159H164ZM167 160H168V159H167ZM57 161H58V160H57ZM59 161H61V159H59ZM65 161H66V160H65ZM82 161H84V160H82ZM158 161H160V160H158ZM53 162H54V161H53ZM63 162H64V161H63ZM67 162H69V161H67ZM70 162H71V161H70ZM78 162H79V161H78ZM112 162H113V161H112ZM115 162H116V161L114 160V164L117 163V162H116V163H115ZM84 163H85V162H84ZM86 163H87V162H86ZM130 163H131V162H130ZM54 164H55V162H54ZM54 164H53V165H54ZM62 164H63V163H62ZM62 164H61V165H62ZM104 164L106 165V163H104ZM104 164H103V166H101L100 168L105 167ZM107 164H108V162H107ZM132 164H133V162H132ZM110 165H111V164H110ZM110 165H109V166H110ZM130 165H131V164H130ZM58 166H59V165H58ZM107 166H108V165H107ZM135 166H136V165H135ZM135 166L133 165V167H135ZM153 166H154V165H153ZM52 167H53V166H52ZM115 167H116V165H115ZM115 167H113V168H115ZM123 167H124V166H123ZM137 167H138V166H137ZM60 168H61V166H60ZM60 168H59V169H60ZM66 168H67V167H66ZM106 168H107V167H106ZM108 168H110V167H108ZM131 168H132V167H130V169H131ZM146 168H144V169L146 170ZM55 169H58V168H54V170H55ZM61 169L64 171L63 166H62ZM67 169H68V168H67ZM119 169H120V168H119ZM152 169H153V168H152ZM100 170H101V169H100ZM102 170H103V169H102ZM102 170H101V171H102ZM104 170H105V168H104ZM104 170H103V171H104ZM108 170H109V169H108ZM108 170H107V171H108ZM111 170H112V168H111ZM111 170H110V171H111ZM126 170H127V168H126ZM126 170H125V171H126ZM137 170H138V169H137ZM141 170H143V169H141ZM153 170L155 171V169H153ZM39 171H40V170H39ZM55 171H56V170H55ZM96 171H97V170H96ZM105 171H106V170H105ZM53 172H54V171H53ZM53 172H52V173H53ZM58 172H59V170H57V175H56V176H58V175L60 174V173L58 174ZM64 172H65V171H64ZM112 172H113V170H112ZM112 172H111V173H112ZM116 172H117V171H116ZM120 172H122V171H120ZM126 172H127V171H126ZM128 172H129V171H128ZM143 172H144V171H143ZM43 173H44V172H43ZM66 173H67V172H66ZM69 173H70V172H68V174H69ZM97 173H98V172H97ZM113 173H115V172H113ZM135 173H137V171H135L134 174H135ZM138 173H139V172H138ZM141 173H142V171H141ZM141 173H140V175H141ZM45 174H46V176H45V180H46L48 174H47V172H45ZM45 174H44V175H45ZM95 174H96V173H95ZM95 174H94V175H95ZM98 174H100V172H99ZM119 174H120V173H118V175H119ZM124 174H125V173H124ZM124 174H122V175H124ZM126 174H127V173H126ZM144 174H147V173H144ZM51 175H52V174H51ZM51 175L49 174L48 177L51 176ZM62 175H64V174H62ZM66 175H67V174H66ZM66 175H65V176H66ZM102 175H103V174H102ZM116 175H117V173H116L115 175L113 174V177H114V176L116 177ZM120 175H121V174H120ZM138 175H139V174H138ZM153 175H154V174H153ZM59 176H61V175H59ZM65 176H63V177H65ZM95 176H96V175H95ZM95 176H93V177H95ZM111 176H112V175H111ZM142 176H143V175H142ZM149 176H150V174H149ZM149 176H148V177H149ZM69 177H71L70 174H69ZM69 177H68V178H69ZM99 177H100V176H99ZM120 177L122 178V176H120ZM125 177H127V176L125 175ZM132 177H133V175H132ZM151 177H152V174H151ZM154 177H155V175H154ZM38 178H39V177H38ZM49 178H50V177H49ZM66 178H67V176H66ZM102 178H103V176H102ZM102 178H100L98 181L100 182V180H101ZM117 178L119 179V176H117ZM130 178H131V177H130ZM35 179H36V178H35ZM69 179H70L69 182H70V184H71V180H72V179H71V178H69ZM105 179H106V177H105ZM115 179H116V178H115ZM144 179H145V178H144ZM150 179H151V178H150ZM150 179H148V180H150ZM31 180H32V179H31ZM37 180H38V179H37ZM45 180H43V182H44L43 184H44V185H45ZM49 180H50V179H49ZM60 180H62V179H60ZM63 180H64V179H63ZM63 180H62V181H63ZM95 180H96V182H97L96 177H95ZM95 180L93 179L94 182H95ZM103 180H104V178H103ZM103 180H101V182H102ZM116 180H117V179H116ZM133 180H134V179H133ZM133 180H132V181H133ZM67 181H68V180H67ZM74 181H75V180H74ZM105 181L107 182V180H105ZM122 181L124 182V180H122ZM130 181H131V180H130ZM29 182H31V181H29ZM32 182H34V180H32ZM32 182H31V183H32ZM47 182H48V180H46V184H47ZM50 182H54V181L51 179ZM50 182H49V183H50ZM65 182H66V181H65ZM69 182H68V183H69ZM72 182H73V180H72ZM106 182H105V183H106ZM111 182H113V181H111ZM123 182H122V183H123ZM134 182H136V181H134ZM147 182H148V181H147ZM160 182H161V181H160ZM40 183H41V182H40ZM97 183H98V182H97ZM102 183H103V182H102ZM109 183H110V182H109ZM114 183H115V182H114ZM118 183H119V182H118ZM118 183H117V185L120 184V183H119V184H118ZM127 183H128V182H127ZM50 184H51V183H50ZM89 184H91V183H89ZM100 184H101V183H100ZM115 184H116V183H115ZM133 184H134V183H133ZM31 185H32V184H31ZM39 185H42V184H39ZM102 185H103V184H102ZM117 185H114V186L116 187ZM130 185H131V182H130ZM26 186H27V185H26ZM45 186L47 187V185H45ZM48 186H49V185H48ZM53 186H54V184L52 185V188L54 189ZM56 186H57V185H56ZM103 186H104V185H103ZM103 186H102V187H103ZM112 186H113V185H112ZM112 186H111V188H112V189H115V188H113ZM35 187H37V186H35ZM43 187H44V186H43ZM43 187H42V190H43ZM50 187H51V185H50ZM69 187L72 188L73 186H69ZM86 187H87V186H86ZM109 187H110V186H108V189H110ZM120 187H121V186H120ZM120 187H119V188H120ZM130 187H131V186H130ZM133 187H134V186H133ZM263 187H264V186H263ZM24 188H25V187H24ZM24 188H22V189H24ZM32 188H33V187H32ZM37 188H38V187H37ZM44 188H45V187H44ZM104 188H107V187H104ZM123 188H124V187H123ZM134 188H135V187H134ZM134 188H129V189H131V191H133ZM22 189L19 190V191H22ZM26 189H27V188H25V190H26ZM33 189H34V188H33ZM72 189H73V188H72ZM72 189H71V192H70V193H72V192L75 190V188L73 189V191H72ZM112 189H111V191H113ZM120 189H121V188H120ZM120 189H119V190H120ZM27 190H28V192H29V189H27ZM48 190H49V189H47V191H48ZM57 190H58V189H57ZM124 190H125V189H124ZM126 190H127V188H126ZM140 190H141V189H140ZM47 191H45V192H47ZM64 191H65V190H64ZM87 191H88V190H87ZM117 191H118V190H117ZM129 191H130V190H129ZM147 191H149V190H147ZM23 192H24V190H23ZM49 192H50V190H49ZM49 192H48V194H49ZM53 192L55 193V191H53ZM60 192H61V191H60ZM60 192H59V193H60ZM120 192H121V191H120ZM136 192H137V191H135V192H133V193H136ZM160 192H161V191H160ZM20 193H21V192H20ZM34 193H35V192H34ZM59 193H56V194H58V197H59ZM67 193H68V192H67ZM73 193H74V192H73ZM75 193H76V192H75ZM113 193H114V192H113ZM21 194L24 195L23 193H21ZM39 194H40V193H39ZM44 194H45V193H44ZM52 194H53V193H52ZM63 194H64V193H63ZM111 194H112V193H111ZM119 194H120V193H119ZM123 194H124V192H123ZM147 194H148V192H147ZM34 195H35V194H34ZM41 195H42V192H41ZM53 195H54V194H53ZM60 195H61V193H60ZM74 195H75V194H73V196H74ZM105 195H106V194H105ZM107 195H108V194H107ZM107 195H106V196H107ZM120 195H121V194H120ZM129 195H130V194H129ZM18 196L20 197V195H18ZM26 196H27V194H26ZM49 196H52V195L50 194V195H48L47 197L49 198ZM55 196H56V195H55ZM64 196H65V195H64ZM69 196H70V195H69ZM71 196H72V195H71ZM71 196H70V197H71ZM109 196H110V195H109ZM117 196H118V195H117ZM121 196H122V195H121ZM123 196H124V195H123ZM132 196H133V195H132ZM157 196H158V195H157ZM157 196H156V197H157ZM164 196H165V195H164ZM167 196H168V195H167ZM19 197H18V198H19ZM39 197H40V196H39ZM60 197H61V196H60ZM75 197H76V195H75ZM80 197H81V196H80ZM136 197H137V195H136ZM33 198H34V196H33ZM40 198H41V197H40ZM50 198H51V197H50ZM55 198H56V197H55ZM61 198H62V197H61ZM65 198H66V197H65ZM71 198H72V197H71ZM102 198H103L102 196H101V198H99V199H101V200H100L101 202H102ZM130 198H132V197L130 196ZM133 198H134V197H133ZM148 198H149V197L147 196V199H148ZM169 198H170V197H169ZM26 199H27V198H26ZM59 199H60V198H59ZM59 199H58V200H59ZM112 199H115V198H112ZM123 199H124V198H123ZM127 199H128V198H127ZM144 199H145V198H144ZM164 199H165V198H164ZM33 200H34V199H33ZM44 200H47V199L44 198ZM44 200H41V201L43 202ZM49 200H50V199H49ZM103 200H104V199H103ZM124 200H125V199H124ZM128 200H129V199H128ZM132 200H133V199H132ZM134 200H135V198H134ZM136 200H137V202L139 203L140 200H139V201H138V199H136ZM161 200H162V199H161ZM165 200H167V199H165ZM19 201H21V200H19ZM55 201H56V200H55ZM60 201H62V200H60ZM63 201H64V203H66V202H67V199H65V200L63 199ZM65 201H66V202H65ZM96 201H97V200H96ZM100 201L98 200V204H100V203H99ZM109 201H110V199H109ZM117 201H118V200H116V202H117ZM142 201H143V199H142ZM21 202H22V201H21ZM51 202H52V201H51ZM58 202H59V201H58ZM110 202H111V201H110ZM119 202H120V201H119ZM119 202H118V203H119ZM125 202H126V200H125ZM129 202H131V201H129ZM167 202H168V201H167ZM45 203H46V202H45ZM60 203H61V202H60ZM62 203H63V202H62ZM62 203H61V205H60L61 207L64 205V204L62 205ZM95 203H96V202H95ZM95 203H94V204H95ZM106 203H107V202H106ZM122 203H123V201H122ZM122 203H121V206H123ZM131 203H133V202H131ZM143 203H144V202H143ZM17 204H18V203H16V205H17ZM57 204H58V203H56V205H57ZM89 204H90V203H89ZM98 204H96V205H98ZM116 204H117V203H116ZM129 204H130V203H128V206H129ZM133 204H134V203H133ZM136 204H137V203H136ZM136 204H134V205H136ZM139 204H140V203H139ZM19 205H21V204H19ZM35 205H38V204H35ZM42 205H44V204L42 203ZM51 205H52V204H51ZM56 205H55V207H56ZM67 205H68V204H67ZM69 205H70V203H69ZM69 205H68V206H69ZM92 205H93V203H92ZM92 205H91V207L93 208ZM102 205H104V204H102ZM17 206H18V205H17ZM44 206H45V205H44ZM44 206H41V205H40V207H44ZM46 206H47V205H46ZM46 206H45V208H47ZM58 206H59V204H58ZM68 206H67V208H68ZM106 206H107V205H106ZM119 206H120V205H119ZM140 206H141V205H140ZM140 206H139V207H140ZM14 207H15V206H14ZM21 207H23V206H21ZM38 207H39V206H38ZM61 207H60V208H61ZM63 207H66V205L63 206ZM70 207H74V206H70ZM70 207H69V208H70ZM113 207H115V206H113ZM129 207H130V206H129ZM15 208H16V207H15ZM17 208H18V207H17ZM17 208H16V209H17ZM99 208H100V207H98V209H99ZM107 208H108V207H107ZM119 208H120V207H119ZM119 208H118V210H119ZM133 208H135V207L133 206ZM136 208L138 209L137 206H136ZM136 208H135V210H136ZM143 208H144V207H143ZM260 208H261V207H260ZM16 209H15V211H16ZM22 209H23V208H22ZM41 209H42V208H41ZM63 209H64V208H63ZM65 209H66V208H65ZM73 209H74V210H73ZM126 209H128V207H127ZM130 209H131V207H130ZM161 209H162V208H161ZM30 210H32L31 207H30ZM30 210H29V211H30ZM39 210H40V209H39ZM44 210H45V209H44ZM52 210H53V209L51 208V211H52ZM54 210H55V209H54ZM57 210H58V209H57ZM60 210H61V209H60ZM60 210H59V211H60ZM68 210H69V209H68ZM96 210H97V208H96ZM101 210L103 211V209H101ZM113 210H114V209H113ZM115 210H116V209H115ZM133 210H134V209H133ZM133 210L130 211V212H133ZM140 210H142V208H140ZM143 210H144V209H143ZM146 210H147V209H146ZM157 210H158V209H157ZM159 210H160V209H159ZM17 211H18V210H17ZM19 211H21V210H19ZM23 211H24V210H23ZM26 211H28V210H26ZM29 211H28V212H29ZM72 211H75V208H72ZM77 211H78V210H77ZM93 211H94V210H93ZM102 211H101V212H102ZM119 211H120V210H119ZM126 211H127V210H126ZM240 211H241V213H242V211L244 212L243 209L240 210ZM10 212L12 213L13 211H10ZM24 212H25V211H24ZM34 212H36V211H34ZM34 212H33V210H32V215H33ZM41 212H42L41 215H43V212H47V210H46V211L40 210V213H41ZM55 212H57V211H55ZM66 212H68V211H66ZM70 212H71V211H70ZM78 212H79V211H78ZM82 212H83V211H82ZM82 212H81V214H82ZM97 212H99V210H97ZM103 212H104V211H103ZM105 212H106V211H105ZM127 212H128V211H127ZM130 212H128V213H130ZM146 212H148V211H144V213H146ZM29 213H30V212H29ZM40 213H39L38 216H40ZM47 213H49V212H47ZM47 213H46V214H47ZM51 213H53V211H52ZM59 213L62 214V211L59 212ZM59 213H57V214H59ZM112 213H113V212H112ZM118 213H120V212H118ZM138 213H139V212H138ZM138 213H137V214H138ZM142 213H143V211H142ZM252 213H253V212H252ZM252 213H251V214H252ZM17 214H18V213H17ZM25 214H26V213H25ZM36 214H37V213H36ZM55 214H56V213H55ZM60 214H59V215H60ZM79 214H80V212H79ZM84 214L87 215V213H84ZM99 214H100V213H99ZM99 214L96 213V217H97V215H99ZM109 214H111V213H109ZM133 214H134V212H133ZM133 214H132V215H133ZM137 214H136V216H137ZM147 214H148V213H147ZM238 214H239V213H238ZM238 214H237V215H238ZM244 214H245V212H244ZM5 215H6V216H5ZM8 215H10V216L12 215V216H13V214H10V213H9ZM14 215H15V214H14ZM19 215H20V214H18V216H19ZM21 215H22V213H21ZM30 215H31V214H30ZM32 215H31V216H32ZM34 215H35V214H34ZM100 215H101V214H100ZM158 215H159V214H158ZM241 215H242V214H241ZM12 216H11V217H12ZM18 216H17V217H18ZM26 216H27V215H26ZM26 216H25V220H26ZM35 216H36V215H35ZM56 216H58V215H56ZM56 216H55V217H56ZM76 216H78V215H76ZM103 216H104V215H103ZM130 216H131V215H130ZM136 216H135V217H136ZM176 216H177V215H176ZM238 216H239V215H238ZM246 216H248V215L246 214ZM246 216H245V217H246ZM249 216H252V217H251V218H252V221H251V222H253V214H252V215L249 214ZM256 216H257V215H255V218H256ZM15 217H16V215L14 216V219H15ZM44 217H45V215H44ZM58 217H59V216H58ZM58 217H57V218H58ZM61 217H62V218H65L64 215H62ZM85 217H86V216H85ZM87 217H88V215H87ZM114 217H115V216H114ZM116 217H117V216H116ZM133 217H134V216H133ZM245 217H244V218H245ZM19 218H20V217H19ZM23 218H24V216H23ZM32 218H34V217H32ZM35 218H37V217H35ZM52 218H54V217H52ZM52 218H51V219H52ZM59 218H60V217H59ZM59 218H58V222H59ZM90 218H91V214H90ZM94 218H95V216H94ZM105 218H108V217H105ZM105 218H104V219H105ZM111 218H112V217H111ZM111 218H110V219H111ZM129 218H130V217H129ZM147 218H148V217H147ZM236 218H238V217L236 216ZM242 218H243V217H242ZM16 219H18V218H16ZM29 219H30V218L28 217V220H29ZM46 219H47V218H46ZM48 219H49V218H48ZM117 219H118V217H117ZM119 219H120V218H119ZM148 219H149V218H148ZM247 219H250V218H247ZM30 220H31V219H30ZM30 220H29V223H27V224H28V227H30V226H35V225H33V224H35L36 221L33 223V221L31 220V221H32L31 223H33V224L30 225ZM35 220H36V219H35ZM54 220H55V219H54ZM56 220H57V219H56ZM96 220H98V219H96ZM113 220H114V219H113ZM120 220H121V219H120ZM145 220H146V219H145ZM235 220H237V219H235ZM235 220H234V221H235ZM254 220H255V219H254ZM7 221H8V220H7ZM62 221H63V220H62ZM93 221H94V220H93ZM104 221H106V219H105ZM104 221H103V222H104ZM146 221H147V220H146ZM255 221H256V220H255ZM8 222H10V221H8ZM11 222H12V221H11ZM11 222H10V223H11ZM24 222H25V221H24ZM26 222H27V221H26ZM26 222H25V224H26ZM47 222H48V221H47ZM60 222H61V221H60ZM60 222H59V223H60ZM64 222H65V221H64ZM75 222H76V220H75ZM75 222H74V223H75ZM91 222H92V221H86V220H85V221H82L80 227L74 231V233L72 234V237H70V238H71V240H70V241H71V242H70L71 245H70V248L66 250L67 253H72V252L75 251V252H78V253L83 254V253L87 252V251L90 249L92 243L94 242V240H95V238H96L95 230H96V232L98 231V230L95 228V225H94V224H95L94 222L98 223V221H94V222H92V223H91ZM114 222H115V220H114ZM118 222H119V220H118ZM249 222H250V220L248 221V224H249ZM41 223H42V222H41ZM41 223H40V224H41ZM43 223H45V222L43 221ZM48 223H51V222H48ZM53 223H54V222H53ZM55 223H56V222H55ZM59 223H58V224H55V225H53V226H56V225H57L59 228H61L60 225H59ZM62 223H63V222H62ZM78 223H79V222H78ZM78 223H76V224H78ZM99 223H100V221H99ZM110 223H111V221H110ZM146 223H147V222H146ZM0 224L5 225V223H0ZM13 224H17V223L14 222ZM27 224H26L25 227H27ZM40 224H36V225H38V227H40ZM104 224H105V223H104ZM113 224H114V223H113ZM248 224H247V223L245 224V219H244V225L246 226V225H248ZM7 225L9 226V224H7V222H6V227H7ZM17 225L19 226V224H17ZM17 225H16V226H17ZM29 225H30V226H29ZM42 225H43V224H42ZM49 225H52V224H49ZM49 225L45 226L46 229H47V227H48V229L50 228ZM65 225H66V224H65ZM96 225H97V224H96ZM116 225H117V224H116ZM118 225H119V224H118ZM120 225H121V223H120ZM127 225H128V224H127ZM139 225H140V224H139ZM172 225H173V224H172ZM232 225H233V224H232ZM244 225H242V227H243ZM77 226H78V225H77ZM98 226H99V225H98ZM248 226H249V225H248ZM251 226H252V224H250V227H251ZM23 227H24V226H23ZM42 227H44V226H42ZM51 227H52V226H51ZM58 227H57V228H58ZM72 227H73V226H72ZM72 227H71V228H72ZM102 227H103V226H102ZM104 227L106 228L105 225H104ZM108 227H109V226H108ZM114 227H115V226H114ZM114 227L112 226L113 231H114ZM116 227H117V226H116ZM116 227H115V228H116ZM125 227H126V226H125ZM242 227H241V228H242ZM11 228H12V227H11ZM35 228H36V227H35ZM35 228H34V229H35ZM68 228H69V227H68ZM71 228H70V229H71ZM74 228H75V226H74ZM120 228H121V227H120ZM141 228H142V227H141ZM247 228H248V227H247ZM3 229H4V228H2L1 231H3ZM7 229H9V228H7ZM19 229H20V228H18V231H19ZM21 229H23V228L21 227ZM32 229H33V227H32ZM51 229H53V228H51ZM61 229H62V228H61ZM70 229H69V230H70ZM138 229H139V228H138ZM232 229L234 230L233 227H232ZM245 229H246V227H245ZM10 230H11V229H10ZM23 230H26V231H27V228H26V229L24 228ZM23 230H22V231H23ZM28 230H29V229H28ZM63 230H64V229H63ZM120 230H121V229H120ZM237 230H238V228L236 229V232H237ZM5 231H6V229L4 230V232H5ZM11 231H12V230H11ZM11 231H10V232H11ZM13 231H14V230H13ZM16 231H17V230H16ZM29 231H31V229H30ZM36 231H38V230H36ZM50 231L53 232L54 229H53V231H52V230H50ZM72 231H73V229H72ZM118 231H119V230H118ZM239 231H240V230H239ZM242 231H243V230H241V232H242ZM244 231H246V230H244ZM4 232H3V233H4ZM20 232H21V231H20ZM23 232H25V231H23ZM23 232H21V233H23ZM32 232H33V230H32ZM38 232H39V231H38ZM48 232H49V231H48ZM63 232H64V231H63ZM70 232H71V231H70ZM247 232H248V231H247ZM250 232H251V230H250ZM7 233H8V232H7ZM18 233H19V232H18ZM26 233H28V231H27ZM30 233H31V232H30ZM34 233H36V232H34ZM41 233H44V232L41 231ZM68 233H69V232H68ZM71 233H72V232H71ZM71 233H70V234H71ZM115 233H117V231H116ZM234 233H235V232H234ZM251 233H253V232H251ZM1 234H2V233H1ZM1 234H0V235H1ZM11 234H12V232H11ZM11 234H9V235H11ZM16 234H17V233H16ZM24 234H25V233H24ZM24 234H23V235H24ZM44 234H45V233H44ZM44 234H43V235H44ZM46 234H47V233H46ZM46 234H45V235H46ZM49 234H50V233H48V237H49ZM52 234L54 235L55 233H52ZM52 234H51V235H52ZM64 234H65V233H64ZM239 234H240V233H239ZM3 235H4V234H3ZM7 235H8V234H7ZM7 235H6V236H7ZM13 235H14V233H13ZM18 235H21V234H17V236H18ZM30 235H32V234H30ZM38 235H39V234H38ZM230 235H231V234H230ZM235 235H236V234H235ZM247 235H248V234H247ZM257 235H258V234H257ZM4 236H5V235H4ZM4 236H3L2 239L0 238V261H2V264H5V263H3V262H4L3 259L6 260V261H5L6 264H32V263H30L27 259L23 258L24 254L21 255L22 257H21L20 255H17V253H16V255H15L14 252H15V251L18 252V251H17V250H14V249H13L14 247H12V249L14 250V251L12 252V249H11V246H12V245H10V244H11L13 241H12V242H9V243H10V244H9V243L7 242V240H6V242H7V243H6V242L4 241V240H5ZM6 236H5V237H6ZM14 236H16V235H14ZM32 236H34V235H32ZM35 236H36V235H35ZM39 236H40V235H39ZM97 236H98V235H97ZM123 236H124V235H123ZM251 236L253 237V234H252ZM258 236H259V235H258ZM0 237H1V236H0ZM21 237H22V236H21ZM21 237L19 236V239H21ZM27 237H28V236H27ZM187 237H188V236H187ZM233 237H234V236H233ZM238 237H239V236H238ZM243 237H244V236H243ZM245 237H246V235H245ZM247 237H248V236H247ZM260 237H261V236H260ZM11 238H13V237H10V240H11ZM14 238H16V237H14ZM23 238H24V237H23ZM23 238H22V239H23ZM46 238H47V236H46ZM49 238H50V237H49ZM220 238H221V237H220ZM256 238H257V237H256ZM262 238H264V235H262ZM262 238H261V239H262ZM6 239H7V238H6ZM16 239H17V238H16ZM19 239H17V240H19ZM25 239H26V238H24L23 240L25 241ZM27 239H28V238H27ZM38 239H39V237H38ZM38 239H36V241H38ZM54 239H55V238H54ZM54 239H53V240H54ZM57 239H58V238H57ZM227 239H228V238H227ZM239 239H240V238H239ZM261 239L258 238V240H261ZM2 240H3V241H2ZM8 240H9V239H8ZM12 240H13V239H12ZM14 240H15V239H14ZM23 240H20V241L18 242V244L21 243V242H24ZM28 240H29V239H28ZM46 240H47V239H46ZM53 240H52V241H53ZM60 240H61V239H60ZM68 240H69V239H68ZM243 240H244V239H243ZM251 240H252V239H251ZM251 240H250V241H251ZM256 240H257V239H256ZM258 240H257V241H258ZM31 241H32V238H31V240H30V243H31ZM39 241H42V239L39 240ZM43 241H44V239H43ZM54 241H55V240H54ZM58 241H59V240H57V242H58ZM230 241H231V240H230ZM44 242L46 243V242H48V241H44ZM44 242H42V243H44ZM62 242H63V241H62ZM227 242H228V240H227ZM227 242H226V243H227ZM252 242H254V241H252ZM25 243H27V240L25 241ZM30 243H28L27 245H29ZM40 243H41V242H40ZM42 243H41V245H43ZM54 243H55V242H54ZM58 243H59V242H58ZM129 243H130V242H129ZM254 243H255V242H254ZM262 243H263V242H262ZM14 244H15V242H14ZM16 244H17V242H16ZM16 244H15V245H16ZM18 244H17V245H18ZM48 244H49V243H48ZM48 244H47V245H48ZM52 244H53V242H52ZM68 244H69V243H68ZM96 244H97V243H96ZM245 244H246V243H245ZM256 244H257V243H256ZM17 245H16V246H17ZM41 245H40V247H41ZM54 245H55V244H54ZM59 245H61V242L59 243ZM66 245H67V244H66ZM227 245H228V244H227ZM232 245H233V244H232ZM51 246H52V245H51ZM61 246H62V245H61ZM61 246H60V247H61ZM233 246H234V245H233ZM257 246H258V245H257ZM21 247H23V246L21 245ZM32 247H33V246H32ZM40 247H39V248H40ZM47 247H48V246H47ZM56 247H57V246H56ZM67 247H68V245H67ZM92 247H93V246H92ZM129 247H130V246H129ZM258 247H259V246H258ZM261 247H262V246H260L259 249H260ZM17 248H18V247H17ZM24 248H25V247H24ZM41 248H42V247H41ZM49 248H50V247H49ZM51 248H52V247H51ZM93 248H96V247L94 246ZM247 248L249 249L250 247H247ZM254 248H255V247H254ZM256 248H257V247H256ZM18 249H19V248H18ZM21 249H22V248H21ZM26 249H27V247H26ZM26 249H25V250H26ZM56 249H57V248H56ZM134 249H135V248H134ZM259 249H257V250H259ZM25 250H24V251H25ZM30 250H32L31 247H30ZM36 250H38L37 247H36ZM42 250H46V248H45V249H42ZM49 250H50V249H49ZM53 250H54V249H53ZM53 250H52V251H53ZM132 250H133V249H132ZM249 250H250V249H249ZM251 250H252V249H251ZM263 250H264V248H263ZM24 251H23V252H24ZM33 251H35L34 248H33ZM91 251H92V250H91ZM94 251H95V250H94ZM245 251H247V250H245ZM253 251H254V250H253ZM35 252H37V251H35ZM41 252H42V251H41ZM43 252H44V251H43ZM46 252H47V251H46ZM46 252H45V253H46ZM95 252H96V251H95ZM247 252H248V251H247ZM254 252H255V251H254ZM18 253H20V252H18ZM24 253H25V252H24ZM26 253H27V252H26ZM45 253H44V254H45ZM48 253H50V252H48ZM48 253H47V254H48ZM59 253H60V251H59ZM59 253H58V254H59ZM78 253H77V254H78ZM89 253H90V252H89ZM91 253H92V252H91ZM91 253H90V254H91ZM256 253H257V251H256ZM13 254L15 255L14 258H13V256H14ZM33 254H34V253H33ZM35 254H36V255H37V254L39 255V251H38V253H35ZM47 254H46V255H47ZM56 254H57V252H56ZM94 254H95V253H94ZM94 254H93V256H94ZM243 254H244V253H243ZM248 254H250V253H248ZM252 254H253V253H252ZM252 254H250V255L252 256ZM50 255H51V254H50ZM70 255H71V254H70ZM130 255H131V254H130ZM245 255H246V254H245ZM11 256H12V257H11ZM39 256H41V255H39ZM54 256H55V255H54ZM64 256H65V255H64ZM41 257H42V256H41ZM41 257H40V258H41ZM57 257H58V258H60V257L62 258L63 255L61 256V254H60V257H59V256H57ZM36 258H37V257H36ZM42 258H45V257H42ZM42 258H41V259H42ZM53 258H54V257H53ZM68 258H69V257H68ZM86 258H87V257H86ZM91 258H92V256H91ZM255 258H256V257H255ZM29 259H30V258H29ZM37 259H38V258H37ZM37 259H36V260H37ZM69 259H70V258H69ZM71 259H72V258H71ZM74 259H75V258H74ZM87 259H88V258H87ZM89 259H90V258H89ZM139 259H140V258H139ZM33 260H34V259H33ZM45 260H47V259L45 258L44 261H45ZM64 260H66V259L64 258ZM75 260H77V259H75ZM75 260H74V261H75ZM241 260H242V259H240L239 261H241ZM252 260H253V259H252ZM256 260H257V259H256ZM256 260H255V261H256ZM40 261L42 262V260H40ZM60 261H61V260H59V264H60ZM62 261H63V260H62ZM72 261H73V260H72ZM32 262H33V261H32ZM37 262H38V261H37ZM63 262H64V261H63ZM80 262H81V261H80ZM85 262H86V261H85ZM244 262H245V260H244ZM244 262H243V263H244ZM64 263H65V262H64ZM82 263H83V261H82ZM233 263H234V262H233ZM238 263H239V262H238ZM247 263H249V262L246 261V264H247ZM0 264H1V263H0ZM33 264H35V260H34ZM62 264H63V263H62ZM240 264H242V263H240ZM260 264H264V252H262V253L260 254Z\"/></svg>","mask_w":264,"mask_h":264}]
</instances>
